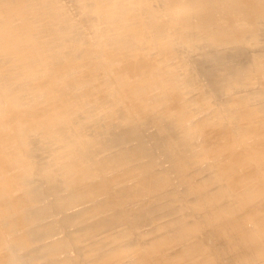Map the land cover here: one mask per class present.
<instances>
[{
  "label": "bare ground",
  "instance_id": "1",
  "mask_svg": "<svg viewBox=\"0 0 264 264\" xmlns=\"http://www.w3.org/2000/svg\"><path fill=\"white\" fill-rule=\"evenodd\" d=\"M26 1L28 2V0H0V37H3L2 35H7L8 37H7V40H5L4 39V37H3V39H4V42L3 43H0V48H4V49H7V52L8 53H10V54H12V53H17V51H18V47H20V46H25V48L26 49H28V52H27V55H26V57H24V58H21L18 62H13L14 64H12L13 66L12 67H9V69H7L8 67H6V68H4L5 70H7V72L5 71V73H7V74H4V75H6L5 76V81L4 82H2V83H0V257H1V261L2 260H4V259H2V258H4L3 256H7L8 257V255H9V258H6L5 259V262H11V264H30L29 263V260H28V255H26V253H28L29 251H30V249H28L27 250V248H26V251H28V252H25L24 250V252H23V254L22 255H20V252H19V250L21 249V247H19V240H20V238H21V235L23 236L24 235V233H25V231H23L22 232V229H23V226H24V228H26V230L28 229V231L27 232H30V229L31 228H29L28 226H26V225H29V223L31 222H28V220L27 219H25V218H31V217H33V216H28V217H26V215H25V217H24V213L20 210V208H22L23 206H22V204L24 205V204H26V203H24V200L23 201H20V199L19 200H17V199H14V196L13 195H15V194H17L18 195V193H19V196H20V192H22V191H26V190H29V189H31V188H29V189H26V186H25V182H26V180H27V178L29 177V175H31V173H33L36 169H38L37 168V165L40 163H38V155H40V153L38 154V155H36V156H38L37 157V160L36 159H34L33 157L31 158L30 157V153H29V151H32L31 150V148H30V150H29V143H30V141H29V139H28V135L30 134V133H28V131L31 129V128H37V129H39L40 131H42L41 133H42V135H43V139L45 140V142H48L49 141V143H50V149L52 150V152H54V150H56L57 149V153H58V151L60 150H62V152H63V149H65V148H67L66 146H70L71 145V148L73 147V148H75L74 149V153H76L77 152V154H75V155H80L81 153H82V156L80 155V157L79 156H74V155H72L73 154V152H71L72 154H68V155H72L73 156V158H72V156H70L72 159H77V164L78 163H81V157H83V152H84V150H85V148H87L86 150H85V152L86 151H88V153L87 154H89V152L91 151L92 152V150H91V148H94L95 146H97L98 144H99V139H98V135H87V134H82L81 132H82V130L83 129H87L86 127L88 126V125H86L88 122H86L85 123V121L84 120H81V118H80V120H78V119H76V118H74L73 117V115H74V113H75V109L79 106L78 104H80L79 102H75V101H72L71 99V96L72 95H76L75 97H77V94H78V88H80L79 87V84H73L74 86H70L71 88V90H73V89H77V93L75 94V91H74V93L73 92H71V91H67L66 89H65V91H62V90H60V85L63 83V79L67 76V72H68V70H66V68H68V67H71L72 69H74L75 68V70H76V67H77V69L79 70V68H78V66H82L83 67V64L85 63L86 64V66H84L83 67V69L81 70V73H80V71H79V77L78 78H81V81H86V80H88V79H90L92 82V85L93 86H91L92 88H95V89H97L96 91L94 90V92H99L101 89H102V86L104 85V84H106L107 85V83H113L115 86L113 87V89H115L116 90V92L118 93V95H120V99L122 100V102H127V106H128V108H129V111H128V113L127 114H125V116H123L125 119L124 120H127V119H130V118H132V116H131V113H134V112H138V113H142V114H144V113H148V112H152L154 109H156V108H159V110L161 109H165V113H168V117L170 116V117H172V119L173 120H176V119H180L181 117H177V118H175L174 119V117L173 116H175V115H177V116H181V112L183 113L184 112V116L183 117H187L189 114V105H187L188 104V99L189 98H187L186 96H185V101L187 102V104H186V102H184L186 105H187V108H184V107H186V106H183V109L181 108V111L180 110H178V106H177V104H176V108H174V106H172L173 104V101H175V100H184V98H183V92L182 91H180V85L182 86H184V84H183V82L185 83V81H184V78H185V80L188 78H186V76H183L182 74H179L178 73V71H179V69L180 70H186L187 71V73H189L188 74V76L189 75H191V76H195V75H198V74H196V72H194L195 71V69L194 68H192V69H194V71L192 70V69H190L189 68V66H187V65H192L193 66V64H190V63H188L187 65H185V62H186V60H185V62L182 64V63H180V62H178V60L182 57H180V56H178L177 54L179 53V51L177 52L176 51V49H175V45H176V43L178 42V43H181V44H184L185 46H187V48H189V50L190 49H193V48H195V47H198V46H200L201 44H203L204 46L205 45H207L208 43H207V41H209V42H216V43H214V44H216V45H226L227 46V44L228 43H232V42H235V44L236 43H240V44H238V45H235L232 49H231V51L232 52H235L236 54H234L233 55V53H232V57H231V55L229 56V54L227 53V52H220V54H218V52H217V54L218 55H216L215 57H214V54L211 56V57H213L214 58V60L215 61H223V60H227L228 61V64H229V66H231L232 65V67H230V68H223L222 66L223 65H225V64H227V63H225V64H220V65H218V66H215L214 65V62L211 64V65H214L215 66V68L213 67V66H211V67H213V68H211V69H214V70H209L208 68H209V66H208V70H206V72L208 73L207 75H211L209 78H208V80H211L210 78H213V79H217L218 81H216V80H214V82L216 81V82H219V81H222V82H220V84L222 85V86H225V87H231V89L232 90H234V88L235 87H239L240 85L239 84H241V86L243 85V88H244V86L245 85H247L246 84V82H250L252 79H253V76H252V79H250V81H249V78L245 75V79H246V77L248 78V79H246V82L244 83V78H243V76H244V71L246 72V74L247 73H249V77L251 78V75L250 74H255V72L257 73L258 72V70L256 69L255 70V72L252 70L253 68H247V66L249 65V64H251V63H249L248 62V54L246 53V52H248V51H246L245 50V47L246 46H244L243 44H241V43H244V39H243V37L242 36H240V37H238V39H232V40H230V38L228 37L227 38V36H229L230 34L229 33H231V32H229L228 34H226L227 36L226 37H224V39L223 38H221V37H223L222 35H218V36H216V33L218 32V28H216V30H217V32H216V30H215V32H214V27H213V32L211 31V30H209L210 31V33L212 32V33H214L215 34V37L213 38L212 36H210V34H209V32L207 31V28L206 29H204L203 28V26L202 25H199V23L195 20V15H198V14H200V13H198V12H200L201 11V13H202V10L201 9H204L205 8V6H207L208 4H209V2H206L205 0H166V1H168V3H165L166 1L165 0H160V4L159 5H157V3H156V1H158V0H103V1H99V0H97V2L95 3V5H94V7L92 6V5H90L92 8H88L89 7V3L91 4L92 3V1H90L89 3H83L84 2V0H78L79 1V4H78V7L80 8V11L77 13L76 11H74V9L72 8V7H70V9L72 10V12L73 13H75L77 16H78V14L79 13H81V14H84L83 12H96V14H95V16L97 15V11L99 12L100 10L102 11V9H103V11H104V14H105V16H106V18L108 19L107 21H109V22H107V21H105L106 22V24L105 25H99V26H97V23H98V21L96 22V19H98V18H91V19H95V22H96V25H94L93 24V30L92 31H87V30H89V28L86 30V31H83V29H80L81 27H83L82 26V24H81V19L80 18H77V20L75 21L74 20V22H71V21H66V19L65 20H63V24L61 23V29L60 28H58L57 27V25L55 24V15L58 13V11L60 10V7H61V1H59V0H57V4L56 3H54V6H52V7H50V9H48V10H45V11H41V13L39 14V12L36 10L37 8H36V6L38 7V8H40L41 6H40V3H39V1L37 0V3L35 2V4L33 5V4H30L31 2H29V6H31V5H33L32 7H26V6H28V5H26ZM31 1H33V0H31ZM63 1V0H62ZM65 1V0H64ZM64 1H63V3H64ZM87 0H85V2H86ZM219 1H225L226 3H227V5L230 7V8H232V9H235L236 11H237V13H240V12H243L244 10L242 9V11L240 10L241 8H245V10H248L249 11V13H251V14H253V21L252 22H254L255 23V25L257 24L258 26H260L261 27V23H264V16H263V14H264V0H219ZM50 1H46V3H49ZM56 2V1H55ZM75 2V1H74ZM195 2H197L198 4H196V6H197V8H198V12H197V10H196V13H198V14H194V13H191V12H189V10L191 9V8H193L194 6L192 5V3H195ZM165 3V4H164ZM157 5V6H156ZM72 6V5H71ZM76 6V5H75ZM195 6V7H196ZM57 8H58V10H57ZM178 8L181 10V9H183L184 10V12H182V13H180L179 11H177L178 10ZM240 8V9H239ZM196 9V8H195ZM199 9H200V11H199ZM77 10V9H76ZM40 11V10H39ZM182 11V10H181ZM261 11V12H260ZM208 12H209V14H210V12H211V10L210 9H208V10H206V11H204V13H202L201 15H204V16H206V15H208ZM260 12V13H259ZM263 12V14H262V16H261V13ZM93 13V14H94ZM103 13V12H102ZM102 13H100V14H102ZM246 12H244V14H245ZM248 13V12H247ZM90 14V13H89ZM104 14H102L103 16H104ZM241 14V13H240ZM243 14V13H242ZM250 14V15H251ZM85 15V14H84ZM99 15V14H98ZM250 15H248V16H250ZM35 16V17H34ZM62 16H64V12L63 11H61V12H59L58 14H57V17H62ZM90 16H91V14H90ZM208 16H210V15H208ZM241 16V15H240ZM44 17H47V21H46V23H43V24H36L35 22L36 21H39L40 19H43ZM82 17V16H81ZM86 17V16H85ZM93 17V16H92ZM97 17V16H96ZM211 17H212V14H211ZM244 17H245V15H244ZM243 17V18H244ZM87 18V17H86ZM246 18H248V17H246ZM251 18H252V16H251ZM250 17H249V19H251ZM64 19V18H63ZM83 19V18H82ZM85 19V18H84ZM84 19H83V21H84ZM88 19H90V18H88ZM104 19V18H103ZM244 20H245V18H244ZM248 20V19H247ZM247 20H246V22H247ZM252 20V19H251ZM91 21V20H90ZM93 21V20H92ZM250 21V20H249ZM101 22L102 21H100V24H101ZM251 22V23H252ZM88 23V22H87ZM90 24H92V23H90ZM99 24V23H98ZM104 24V23H103ZM205 24V23H204ZM203 24V25H204ZM249 24V23H248ZM250 25V24H249ZM252 25V24H251ZM256 25V26H257ZM88 26H90V25H88ZM217 26V25H216ZM230 26H231V24H230ZM229 26V28L231 29V27ZM254 26V25H253ZM264 26V25H263ZM249 27V26H248ZM259 27V28H260ZM211 28V27H210ZM234 28V27H233ZM250 28V27H249ZM49 29V30H48ZM80 29V30H79ZM90 29H92V28H90ZM254 29V28H253ZM263 30H264V27L262 28ZM45 30H48L49 31V34L48 35H52L55 39H60V38H62L63 37V35H64V37H66L67 35H72V34H74V37H71L72 39H70L68 42H69V44L66 46V47H68L67 49H69V47L72 45V46H74V47H76L75 45H81V47H82V44H85L86 42H83V40L82 39H84V38H81L82 36L83 37H87L86 39L87 40H85V41H88L86 44H87V46L85 47V46H83L86 50H84L85 52H84V55H83V57L82 58H84V60H80L79 59V61H75V60H72V59H70V60H67V61H64V62H58V59H59V57H63V58H65V55L63 56L62 54H64L65 53V51H66V47H60L59 45H57L56 47H55V49H53V50H50V51H45L44 49H42V47H41V42L44 40V36H42L41 34H42V32H44ZM229 29H227L226 31H228ZM256 29H254L253 31H255ZM257 30H259V29H257ZM219 31H220V29H219ZM226 31H225V33H226ZM232 31V30H231ZM39 32H41V34L39 33ZM61 32H63V34L61 33ZM249 31H247L246 33L247 34H249L248 33ZM258 32V31H257ZM263 33H264V31H262ZM36 33H38V34H40L41 36H39V37H37V35H36V37L37 38H35V36H34V34H36ZM165 33V35L163 36V34ZM208 33V34H207ZM219 33V32H218ZM82 35V36H78V35ZM232 34V33H231ZM238 34V33H237ZM239 35V34H238ZM244 35V34H243ZM78 36V37H77ZM245 36H246V34H245ZM211 39H210V38ZM231 37V36H230ZM226 38V39H225ZM232 38V37H231ZM233 38H234V36H233ZM0 40H1V38H0ZM246 40V42H248L247 40H248V37L245 39ZM250 40V39H249ZM252 40H253V42H254V38H252ZM257 40V39H256ZM258 42H259V40H257ZM256 41V42H257ZM261 41V40H260ZM71 42V43H70ZM222 42H224V43H222ZM256 42H254V43H256ZM117 44V45H116ZM112 45H116V46H118V49H121V48H124V50L126 51L124 54H126V53H132L131 55H130V57H132V60H133V62H135V60L133 59V56H136V58H137V54L135 55H133V53H134V50L136 51V52H138L139 51V54L141 55L142 53H143V55H144V57H142L144 60L146 59V57H149V56H145V55H151V53H153L154 54V52H158V55L157 56H155V58L153 57V58H150V62H149V64L151 63V61H152V59H155L154 61L155 62H153V64L150 66V68L148 69V65L147 64H145V65H147V69L148 70H146V71H144L143 73H142V75L139 77V79H137V80H135V78H133V80H135V82L132 80V82H130L129 80H127V78L125 79V80H123V76H124V74H123V76L121 75L122 73L120 72V70H118V69H121V71H122V69H125V68H118V67H116V64L119 62V59H118V61H117V58H115V62L113 61V59H112V61L113 62H111L110 60V58L111 57H117V56H119V55H117L116 56V54L114 55V50L116 51V48L114 49L113 47H112V49H114L113 51H112V49H110L111 48V46ZM247 45V44H246ZM71 46V47H72ZM77 46V47H78ZM209 46V48H210V46H212V45H208ZM76 47V48H77ZM115 47V46H114ZM143 48V50H144V48H147L148 49V53H145L144 51H142L140 48ZM215 47V46H214ZM232 47V46H231ZM76 48H75V50H76ZM80 47H78V49H79ZM180 48H182V47H180ZM186 48V49H187ZM213 48V47H212ZM228 48V47H227ZM117 49V50H118ZM230 49V48H229ZM248 49V48H247ZM2 50V49H1ZM0 50V51H1ZM100 50H102L101 51V54H99V55H101V56H99V57H101V59H100V61L99 62H97L98 64H99V66H101L105 61L107 62L109 59V61L111 62V63H113L114 64V66H112L115 70H117L118 72H120L121 74H119V75H121V78H122V80L118 77V78H114V80H112L113 79V75L112 76H110V82L109 81H107L108 79H106V81H107V83L105 82V80H103V78L102 77H105V74H104V70H102V72H100V67H99V69L98 68H95V64H96V57H97V54H98V52L100 53ZM133 51V52H127V51ZM146 50V49H145ZM156 50V51H155ZM185 50V49H184ZM214 50V49H213ZM264 50V49H263ZM4 50H2L1 52H3ZM68 51V50H67ZM80 52L82 51V50H79ZM118 51H120V50H118ZM122 51H123V49H122ZM147 51V50H146ZM150 51H151V53H150ZM188 51V50H187ZM211 51H212V49H211ZM227 51V50H226ZM5 52V51H4ZM73 51H71V54L72 55H74V53H72ZM135 52V53H136ZM142 52V53H141ZM182 52V51H181ZM180 52V53H181ZM196 52V51H195ZM261 52V51H260ZM83 53V52H82ZM119 53H121V51L119 52ZM123 53V52H122ZM183 53V52H182ZM194 53V52H193ZM206 53V52H205ZM257 53V52H256ZM262 53V52H261ZM5 54V53H4ZM3 54V55H4ZM78 54H79V52H78ZM156 54V53H155ZM192 54V53H191ZM196 54V53H195ZM194 54V55H195ZM200 54H203V53H200ZM211 54V53H210ZM9 54H7L6 53V55L5 56H8ZM68 55H69V53H68ZM121 55V54H120ZM123 55V54H122ZM121 55V56H122ZM128 55V56H129ZM260 55V54H259ZM75 56V55H74ZM77 57H78V55H76ZM121 56L119 57V58H121ZM124 56V55H123ZM122 56V57H123ZM142 56V55H141ZM197 56V55H196ZM199 56V55H198ZM252 56H253V54H252ZM264 56V55H263ZM0 57H1V55H0ZM9 57H11V56H9ZM8 57V58H9ZM61 57V58H62ZM68 57V56H67ZM81 57V54L79 55V58ZM125 57V56H124ZM123 57V58H124ZM127 57V56H126ZM128 58L127 57V59H131V58ZM138 57H139V55H138ZM151 57V56H150ZM248 57V58H247ZM260 57V56H259ZM2 58V57H1ZM4 58V57H3ZM12 58H14V56L12 57ZM73 58V57H72ZM81 58V59H82ZM135 58V57H134ZM191 58H193L192 56H191ZM199 57H197V59H198ZM212 58V59H213ZM264 58V57H263ZM10 59V58H9ZM67 59V58H66ZM74 59V58H73ZM126 58H125V60H127ZM139 59V58H138ZM142 59V61H144ZM182 59V58H181ZM184 59H186L185 58V55H184ZM184 59H182V60H184ZM200 59V58H199ZM212 59H211V61H212ZM251 59V58H250ZM6 60V59H5ZM64 59H61V61H63ZM95 60V61H94ZM123 60V59H122ZM205 60H206V58H205ZM210 60V59H209ZM8 61V63H9V60H7ZM59 61H60V59H59ZM98 61V60H97ZM129 62H130V60H128ZM137 61V60H136ZM141 60H140V62L138 63L137 62V65L139 64V65H141L140 63H145V61L144 62H142ZM146 61H147V59H146ZM169 61V64H170V66H173L172 67V69L170 70V71H168L167 72V70H166V68H164V66L165 65H167L168 63H166V62H168ZM188 61V60H187ZM193 61V60H192ZM196 61V60H195ZM256 61V60H255ZM6 62V61H5ZM45 64V66H44V68L42 69V66H43V63ZM105 62V63H106ZM125 63L127 62V61H124ZM209 62V61H208ZM208 62H205L204 63V61H202V59H200L199 61H198V63L196 64V66H197V68L199 67L200 69H201V71H204V69L202 70V67L203 66H205V68L207 67L206 66V63H208ZM262 62V61H261ZM264 62V61H263ZM7 62H6V64H8ZM104 63V65L106 66V64ZM108 63V65H109V62H107ZM120 63H121V65H123L122 63L123 62H121V60H120ZM124 63V64H125ZM130 63H132V62H130ZM146 63H148V62H146ZM187 63V62H186ZM193 63H195V62H193ZM211 63V62H210ZM3 64V63H2ZM97 64V65H98ZM112 64V65H113ZM119 64V63H118ZM118 64H117V66H118ZM142 64V65H143ZM228 64H227V66H228ZM247 64V65H246ZM120 65V64H119ZM135 65H136V63H135ZM136 65V66H137ZM208 65V64H207ZM217 65V64H216ZM246 65V66H245ZM2 67H3V65H1ZM7 66V65H6ZM9 66H11V65H9ZM104 66V67H105ZM126 66V65H125ZM127 66H128V63H127ZM126 66V69L128 68ZM130 66H132L131 64L129 65V68H131ZM133 66H134V64H133ZM168 66V65H167ZM166 66V67H167ZM196 66H194V67H196ZM81 67V68H82ZM97 67V66H96ZM108 67H110V65L108 66ZM111 67V68H112ZM123 67H124V65H123ZM143 67H144V65H143ZM142 67V68H143ZM224 67H226V66H224ZM1 68V67H0ZM112 68V69H113ZM135 68H137V67H134V69ZM140 68H141V66H140ZM139 68V69H140ZM146 68V67H145ZM160 68L162 69V71L160 70ZM183 68V69H182ZM198 68V69H199ZM51 69H52V71H51ZM53 69H54V71H53ZM111 69V70H112ZM113 69V70H114ZM138 69V70H139ZM259 69V68H258ZM1 70H2V68H1ZM1 70H0V72H1ZM133 70V69H132ZM142 70V69H141ZM143 70H145L144 68H143ZM260 70V69H259ZM4 71V70H3ZM108 71V70H107ZM109 71H110V69H109ZM124 71V70H123ZM125 71H127V70H125ZM124 71V72H125ZM130 71V70H129ZM134 71V70H133ZM197 71H200V70H197ZM260 71H262V70H260ZM75 73H78V71L76 70V71H74ZM123 72V73H124ZM139 72V73H138ZM136 74H140V71H138ZM165 72H167V74L165 75L164 73ZM180 73H181V71H179ZM111 73V72H110ZM134 73V72H133ZM132 73V74H133ZM203 72H200V74H202ZM259 73V72H258ZM257 73V76L259 75L260 76V74H262V73H264V72H260V74H258ZM74 74V73H73ZM103 74H104V76H103ZM108 74V73H107ZM113 74H115V73H113ZM116 74H117V72H116ZM117 74V75H118ZM135 74V73H134ZM134 74L133 75H131V72H129V75L131 76V79H132V76H134ZM135 74V75H136ZM185 74V73H184ZM199 74V75H200ZM204 74V73H203ZM202 74V75H203ZM253 74V75H254ZM68 75H69V73H68ZM71 75V74H70ZM75 75V74H74ZM77 75V74H76ZM109 75H111V74H109ZM129 75H128V77H129ZM201 75V76H202ZM206 75V73L204 74V76ZM263 75V74H262ZM261 75V77L263 78V76ZM108 76V75H107ZM116 76V75H115ZM114 76V77H115ZM181 76H183V77H181ZM190 76V77H191ZM256 76V75H255ZM255 76H254V79H255ZM23 77H26V79H28V80H33L32 82H31V84L30 83H28L27 81L26 82H23L22 84H21V89L22 90H20L19 92H12V87L15 85V84H17L18 83V81L19 80H21ZM68 77V76H67ZM75 77H77V76H75ZM83 77H86L87 79L86 80H84V78ZM136 77V76H135ZM261 77L260 78H256V79H260V82H262V80H261ZM1 78H3V77H1ZM205 78V77H204ZM218 78H220V80L218 79ZM66 79V78H65ZM191 79H193V77H191ZM190 79V80H191ZM212 79V80H213ZM241 79V80H240ZM253 79V80H254ZM256 79H255V81H256ZM66 80H68V79H66ZM65 80V81H66ZM76 80H78V79H76ZM207 80V81H208ZM248 80V81H247ZM252 80V81H253ZM79 81V80H78ZM78 81H77V83H78ZM81 81H79V82H81ZM187 81V80H186ZM195 81V80H194ZM203 81V80H202ZM206 81V82H207ZM254 81V82H255ZM259 81V80H258ZM257 81V82H258ZM74 82V81H73ZM76 82V81H75ZM190 82V81H189ZM188 82V83H189ZM210 82V81H209ZM209 82H207V83H209ZM214 82H211L212 84L214 83ZM195 83H196V81H195ZM211 83H210V85H211ZM251 83V82H250ZM67 84V83H66ZM69 84V83H68ZM81 84L82 83H80V86H81ZM215 84V83H214ZM219 84V83H218ZM245 84V85H244ZM252 84V83H251ZM250 84V85H251ZM262 84V83H261ZM263 84H264V81H263ZM63 85H65V84H63ZM76 85H78L77 87H76ZM106 85H104V86H106ZM185 85H188V84H185ZM190 85V84H189ZM194 85V84H193ZM207 85V84H206ZM221 85H219V87L221 86ZM249 85V84H248ZM199 86V85H198ZM209 86V85H208ZM212 86V85H211ZM210 86V87H211ZM256 86V85H255ZM63 87V86H62ZM106 87H108V86H106ZM195 87V86H194ZM200 87V86H199ZM213 87V89H212V91H213V94H214V92H216V91H218L219 92V89L218 90H216V87H218V85L216 86V85H213L212 86ZM218 87V88H219ZM65 88H66V86H65ZM86 88V87H85ZM89 88H90V85H89ZM183 88V87H182ZM185 88V87H184ZM193 88V87H192ZM192 88L190 89V87L188 88V89H190V90H192ZM221 89H222V87H220ZM224 88V87H223ZM75 89V90H76ZM81 89L82 88H80V92H81ZM106 89H108V88H106ZM198 89V88H197ZM236 89V88H235ZM244 89H246V88H244ZM108 90H110V89H108ZM162 90V91H161ZM182 90V89H181ZM196 90V89H195ZM210 90V89H209ZM226 90V89H225ZM229 90V89H228ZM231 90V91H232ZM238 90V89H237ZM241 90H243V89H241ZM247 90V89H246ZM102 91V90H101ZM185 91H187V89L185 90ZM230 91V90H229ZM244 91V90H243ZM112 92V91H111ZM162 92V93H161ZM189 92V91H188ZM194 92V91H193ZM228 92V91H227ZM233 92V91H232ZM239 92V91H238ZM256 92H258V91H256ZM256 92H254L255 94L253 95V96H257V97H259L258 96V93H256ZM85 93V92H84ZM88 93V92H87ZM93 93V92H92ZM91 93V94H92ZM109 93H110V91H109ZM161 93V94H160ZM187 93V92H186ZM189 93H191V92H189ZM221 93V92H220ZM225 93V92H224ZM252 93V92H251ZM260 93V92H259ZM94 94V93H93ZM112 94H114V95H116V93L115 92H112ZM111 94V95H112ZM164 94V95H163ZM185 94V93H184ZM188 94V93H187ZM226 94H228L229 95V93H226ZM250 94V93H249ZM95 95V94H94ZM195 95V94H194ZM200 95H201V93H200ZM218 95V94H217ZM220 95V94H219ZM222 95V94H221ZM220 95V96H221ZM231 95V94H230ZM234 95V94H233ZM252 95V94H251ZM251 95L249 96V98H251ZM261 95V94H260ZM42 96H44L43 97V100H42ZM80 96H82V94L80 95ZM80 96L78 97V98H80ZM91 96V95H90ZM108 96V95H107ZM190 96H191V94H190ZM214 96V99H215V95H213ZM240 96V95H239ZM247 96V95H246ZM246 96H243L245 99L247 98ZM263 96V95H262ZM74 97V98H75ZM87 97V96H86ZM106 97V96H105ZM108 97H110V95L108 96ZM116 96H114L113 97V95H112V97H110V98H115ZM208 97V96H207ZM232 97V96H231ZM242 97V96H241ZM240 97V98H241ZM24 98H30V99H33L34 101H36V103L35 104H31V105H28L26 108H24L22 105H23V103L21 102V100L22 99H24ZM89 98V97H88ZM100 98V97H99ZM103 98V97H102ZM119 98V97H118ZM224 99L226 98V97H223ZM236 98V97H235ZM243 98V99H244ZM261 98V97H260ZM259 98V99H260ZM98 99V98H97ZM120 99H118V101L120 100ZM127 99V100H126ZM191 99V98H190ZM209 99H210V95H209ZM219 99H221V98H219ZM218 99V100H219ZM223 99V100H224ZM233 99V98H232ZM261 99H264V98H261ZM42 100V101H41ZM87 100V99H86ZM112 100V99H111ZM116 100V99H115ZM192 100H194L193 98H192ZM236 100H238L237 98L233 101V102H235ZM239 100H241V99H239ZM238 100V101H239ZM81 101H82V99H81ZM88 101V100H87ZM95 101V100H94ZM106 101H107V103H109V101L106 99ZM182 101H181V103H182ZM225 101V100H224ZM226 101H227V99H226ZM246 101V100H245ZM104 102V101H103ZM102 102V103H103ZM114 102V101H113ZM116 102V101H115ZM114 102V103H115ZM121 102V101H120ZM192 102V101H191ZM230 102H232V100L230 101ZM232 102V103H233ZM248 103L250 102V100L249 101H247ZM255 102V101H254ZM112 103V102H111ZM113 103V104H114ZM117 103V102H116ZM177 103V102H176ZM179 103V102H178ZM219 103V102H218ZM227 104H229L228 102H226ZM225 103V104H226ZM243 103V102H242ZM261 103V102H260ZM263 103V102H262ZM81 104H83V101H82V103ZM81 104H80V106H81ZM100 104V103H99ZM118 104V103H117ZM124 103H121V105H123ZM180 104V103H179ZM183 104V103H182ZM181 104V105H182ZM184 104V105H185ZM192 104V103H191ZM197 104V103H196ZM231 104V103H230ZM235 104V103H234ZM237 104V103H236ZM239 104V103H238ZM237 104V106H239ZM250 104H251V102H250ZM87 105V104H86ZM85 105V106H86ZM110 105V104H109ZM108 105V106H109ZM114 105H116V104H114ZM120 105V104H119ZM120 105V106H121ZM175 105V104H174ZM193 106L195 105L194 103L192 104ZM191 105V106H192ZM222 105H223V103H222ZM233 105V104H232ZM232 105H231V107L230 106H228L229 108H230V110L232 109H234L233 107L235 106H233L232 107ZM241 105V104H240ZM257 105V104H256ZM256 105H254V106H256ZM97 106H99V105H97ZM97 106H94V107H96L97 108ZM111 106V105H110ZM110 106H109V108H110ZM117 106V105H116ZM224 106H226V105H224ZM242 106V105H241ZM244 106V105H243ZM248 107H249V105H247ZM254 106H252V109H253V107ZM23 108V110L24 111H22V108ZM89 107L91 108V104L89 105ZM113 107V106H112ZM115 107V106H114ZM114 107L113 108H111L112 110L114 109ZM162 107V108H161ZM178 107V108H177ZM180 107H182V106H180ZM240 107V106H239ZM247 107V108H248ZM257 107H258V105H257ZM257 107H255L254 109H258ZM260 107V106H259ZM86 108V107H85ZM100 108H101V106H100ZM103 108V107H102ZM115 108H117V107H115ZM201 108V107H200ZM208 108V107H207ZM221 108V107H220ZM225 108V107H224ZM235 108H237V107H235ZM246 108V107H245ZM247 108H246V110H247ZM79 109H81V107H79ZM89 109V108H88ZM108 109V108H107ZM197 109V108H196ZM216 109V108H215ZM214 109V110H215ZM238 109V108H237ZM236 109V110H237ZM240 109H242V107L240 108ZM261 109H263V111H264V108L262 107ZM78 110V109H77ZM90 110V109H89ZM92 111H93V109H91ZM91 110H90V112H91ZM96 109H94V111H95ZM109 110V109H108ZM107 110V111H108ZM111 110V111H112ZM116 110V109H115ZM115 110H114V112H115ZM198 110V109H197ZM217 110V109H216ZM220 110V109H219ZM225 110H226V108H225ZM235 110V111H236ZM242 110H245L244 108L242 109ZM249 110V109H248ZM258 110H260V109H258ZM257 110V111H258ZM22 111V112H21ZM81 110H79V112H80ZM100 111V110H99ZM99 111H97V113L99 112ZM110 111V114L112 113ZM164 111V110H163ZM190 111H191V109H190ZM212 111V110H211ZM223 111V110H222ZM227 111H228V113L230 112V113H232L231 111H229V109L227 108ZM234 111V112H235ZM252 111V110H251ZM263 111L262 112H260V114L261 113H263ZM83 112V111H82ZM80 113V115H82L83 113ZM150 112V113H151ZM159 112V111H158ZM158 112H157V114H158ZM193 112V111H192ZM224 113H221V115L223 116L225 113L226 114H228L227 112H225V111H223ZM238 112V111H237ZM240 112V111H239ZM238 112V113H239ZM248 112V111H247ZM250 112V111H249ZM248 112V113H249ZM253 112V111H252ZM107 113V112H106ZM106 113H104L105 114V116L108 114H106ZM116 113V112H115ZM118 113V112H117ZM156 113V112H155ZM160 113V112H159ZM164 113V114H165ZM207 113V112H206ZM215 113H216V111H215ZM236 113V112H235ZM235 113H232L233 114V117L231 116V118L229 117V122H230V119H231V121H233V118H236V116H237V114H235ZM243 114V112H240L239 114ZM248 113H246V114H248ZM251 113V112H250ZM99 114V113H98ZM104 114H101V115H103V117H105L104 116ZM141 114V115H142ZM160 114H162V111H161V113ZM163 114V115H164ZM193 114V113H192ZM191 114V115H192ZM217 115H215V117L216 118H219L220 119V117H222L221 115H219L218 113H216ZM231 114V115H232ZM252 114H254V112L252 113ZM95 115V114H94ZM113 116H112V118L114 117V115L115 114H112ZM137 115V117H136V119L138 118V115L139 114H135V116ZM162 115V116H163ZM234 115H236L235 117H234ZM74 116H76V113H75V115ZM79 116V115H78ZM92 116V115H91ZM116 116V115H115ZM122 116V115H121ZM145 116V115H144ZM194 116V115H193ZM228 116H229V114H228ZM241 115H239V117H240ZM243 116V115H242ZM246 115H244L243 117H245ZM249 116H252V115H249ZM248 116V117H249ZM258 116V115H257ZM262 116V115H261ZM77 117V116H76ZM86 117V116H85ZM94 117H96L97 118V116L95 115ZM93 117V118H94ZM110 117V116H109ZM117 117H120V115L119 116H117ZM122 117V118H123ZM134 117V116H133ZM148 117V116H147ZM160 117V119H161V116H159ZM167 117V118H168ZM185 117V118H186ZM188 117H190V115L188 116ZM192 117V116H191ZM247 117V116H246ZM84 118V117H83ZM98 118H99V116H98ZM142 118V117H141ZM164 118V117H163ZM185 118H182V122L184 121L185 123L183 124L184 126L187 124V121L188 120H186ZM227 118V117H226ZM241 119H243L242 117H240ZM252 118V117H251ZM256 118V114H255V117H254V119ZM86 119V118H85ZM99 119H101V118H99ZM118 119H120V118H118ZM143 119V118H142ZM145 119V118H144ZM149 119H150V117H149ZM171 119V118H170ZM171 119V120H172ZM188 119V118H187ZM189 119H191V118H189ZM196 119V118H195ZM250 119V118H249ZM253 119V118H252ZM251 119V120H252ZM253 119V120H254ZM131 120V119H130ZM147 120V119H146ZM153 120H154V118H153ZM157 120V119H156ZM162 120V119H161ZM166 121H167V123L168 124H173V122L172 123H170V122H168V120L167 119H165ZM193 120V119H192ZM204 120H207V118L206 119H204ZM203 120V121H204ZM209 120V122H212V121H210V119H208ZM212 120V119H211ZM215 120V119H214ZM214 120H213V122H214ZM218 119H216L215 121H217ZM248 120V119H247ZM251 120H248V121H251ZM258 119H256V121H257ZM260 120L261 121H264L263 119H261L260 118ZM92 121H93V119H92ZM103 121H104V119H103ZM106 121V120H105ZM119 121V120H118ZM121 121V120H120ZM134 121V120H133ZM132 121V122H133ZM137 121H138V119H137ZM141 121H143V120H141ZM140 121V119H139V122H141ZM151 121V120H150ZM149 121V122H150ZM158 121V120H157ZM180 121H181V119H180ZM190 121V120H189ZM194 121V120H193ZM202 121V122H203ZM219 121H221L222 123H223V121H222V119L221 120H219ZM226 121V120H225ZM235 121H236V119H235ZM239 121V120H238ZM241 121H244V120H241ZM246 121V120H245ZM248 121H246V122H248ZM259 121V120H258ZM90 122V121H89ZM95 122V121H94ZM102 122V121H101ZM112 123V121H108V123ZM122 122H124V121H122ZM138 122V123H139ZM144 122H146V121H144ZM143 122V123H144ZM154 122V121H153ZM160 122V121H159ZM200 122V121H199ZM206 122V121H205ZM208 122V123H209ZM253 121H251V123H249L248 122V124H250V126H248V127H250L249 128V130L251 129V124H254L253 125V127L254 126H256L257 124H260V123H252ZM96 123V122H95ZM98 123H99V120H98ZM110 123V124H111ZM114 123H117V122H114ZM125 123H126V121H125ZM134 123H136V122H134ZM158 123V122H157ZM163 122H160V124H162ZM164 123H166V122H164ZM179 123V122H178ZM190 123H191V121H190ZM190 123H188L186 126L187 127H190V126H192V128H194V124L195 123H192L190 126H189V124ZM197 123V122H196ZM207 123V122H206ZM205 123V124H206ZM216 122H214V125H217L218 126V128H219V125L220 124H218V123H216ZM234 123V122H233ZM237 123V122H236ZM243 123V122H242ZM263 123V122H262ZM68 124H73L74 126H75V128L76 129H74V128H72V129H74V131H77L78 129L80 130V133H75L74 132V134L75 135H77V136H80V138L79 137H77V139L75 138L74 140H70L69 142H63L62 141V138L60 137V136H62V135H65L66 136V134H69L70 133V128H68ZM101 124V123H100ZM121 125H122V123H120ZM199 124H201V123H199ZM198 124V125H199ZM205 124H203L202 126H204ZM235 124V123H234ZM248 124H246V125H248ZM264 124V123H263ZM72 125V126H73ZM103 125H106V124H103ZM117 125V124H116ZM126 125H128V124H126ZM145 125H146V123H145ZM149 125H150V123H149ZM152 125V124H151ZM155 125V124H154ZM181 125V124H180ZM179 125V126H180ZM197 124H196V128H197V126H198ZM209 125V124H208ZM210 125H213V123H211ZM209 125V126H210ZM224 125H226V124H223V125H221V127L220 128H222V126H224ZM228 125V124H227ZM226 125V126H227ZM230 125V124H229ZM240 125H241V123H240ZM91 126V125H90ZM102 126V125H101ZM107 126V125H106ZM133 126V125H132ZM138 126V125H137ZM148 126V125H147ZM159 126V125H158ZM166 126V125H165ZM177 126V125H176ZM176 126H174V128L176 127ZM209 126H207V128L206 129H208L209 128ZM216 126V127H217ZM242 126H243V124H242ZM261 126H263V125H261ZM89 127V126H88ZM94 127V126H93ZM92 127V128H93ZM97 127V126H96ZM103 127H105V126H103ZM114 127H115V124H114ZM125 127V126H124ZM123 126H122V128H124ZM141 127H142V125H141ZM144 127V126H143ZM152 127H154L153 125H152ZM168 127V126H167ZM170 127V126H169ZM236 127H237V124H236ZM241 127V126H240ZM244 128L246 127V129H247V126H243ZM257 127V126H256ZM260 127V126H259ZM83 128V129H82ZM120 128V127H119ZM138 128V127H137ZM145 128V127H144ZM149 129H151V127L149 126L148 127ZM148 128H145V131H146V129H148ZM155 128V127H154ZM173 127H172V130L174 129ZM182 128V127H181ZM184 128H186V127H184ZM199 128V127H198ZM200 128H201V125H200ZM203 128H205V126L203 127ZM203 128H201V129H203ZM219 128V129H220ZM224 128H225V126H224ZM231 128H232V126H231ZM261 128V127H260ZM36 129V130H37ZM98 129V128H97ZM121 129V128H120ZM135 129V128H134ZM168 129V128H167ZM186 129H189V128H186ZM186 129H184V130H186ZM191 129V128H190ZM205 129V130H206ZM216 129V128H215ZM219 129L217 130L218 132H219ZM223 129V128H222ZM221 129V130H222ZM246 129H245V131H246ZM253 129H255V128H253ZM259 129V128H258ZM257 128L255 129V130H258ZM109 130V129H108ZM125 130H126V128H125ZM155 130V129H154ZM196 130L197 129H195V132H196ZM199 130V129H198ZM210 130H211V127H210ZM210 130H207V131H210ZM225 130V129H224ZM227 130H228V128H227ZM248 130V129H247ZM34 131V130H33ZM87 131H89V130H87ZM117 131V130H116ZM116 131H114L113 133H112V135L114 134V133H117ZM127 131V130H126ZM131 130H129V132H130ZM143 131V130H142ZM141 131V132H142ZM151 131H153V128H152V130ZM162 131H166V130H164V128L162 129ZM192 131H194L193 129H192ZM201 131V130H200ZM207 131H206V134H207ZM212 133L211 134H213L214 132H213V127H212ZM216 131V132H217ZM229 131V130H228ZM234 131V130H233ZM236 131V130H235ZM234 131V132H235ZM243 131V130H242ZM244 131V132H245ZM251 132H252V130H250ZM264 127H263V130H262V135H264ZM39 132V131H38ZM100 132V131H99ZM104 133H105V131H103ZM102 132V133H103ZM108 132V131H107ZM107 132H106V134H107ZM123 132V131H122ZM125 132V131H124ZM128 131H127V133H129ZM146 132H148V131H146ZM150 132V131H149ZM187 132H189V130L187 131ZM187 132H184L185 134L187 133ZM198 132V131H197ZM196 132V133H197ZM203 132H204V129H203ZM221 132V131H220ZM227 132V131H226ZM230 132V131H229ZM229 132L227 133V134H229ZM239 132V131H238ZM237 132V134H239V133H241V131L238 133ZM254 132V131H253ZM259 132V131H258ZM27 133H28V135H27ZM90 133V132H89ZM98 133V132H97ZM104 133L102 134V135H104ZM120 133V132H119ZM133 134H134V132H132ZM135 133H137V131L135 132ZM140 133V132H139ZM143 133V132H142ZM141 133V134H142ZM155 133V132H154ZM171 133H172V131H171ZM179 133V132H178ZM190 134H192V132H189ZM222 133V132H221ZM220 133V134H221ZM233 133V132H232ZM243 133V132H242ZM250 133V132H249ZM260 133V132H259ZM259 133H257V134H259ZM33 134V133H32ZM31 134V135H32ZM38 134V133H37ZM73 134V133H72ZM91 134H92V132H91ZM147 134V133H146ZM149 134V133H148ZM152 134V133H151ZM151 134H149V135H151ZM158 134V133H157ZM176 134V133H175ZM175 134H173V135H175ZM184 134V136L183 137H185V138H187V136ZM188 134V133H187ZM190 134H188V136L190 135ZM202 134H204V133H202ZM216 136L219 134H216V133H214ZM219 134V135H220ZM244 134V133H243ZM34 135V134H33ZM101 134H99V136H100ZM101 135V136H102ZM118 134H116V136H117ZM121 135V134H120ZM132 135V134H131ZM143 135H144V133H143ZM155 135V134H154ZM180 135H181V133H180ZM218 135V137H220ZM224 136H225V134H223ZM239 135H241V134H239ZM252 134L250 133L249 134V136H251ZM256 135V134H255ZM70 135H68V137H69ZM115 136V137H116ZM181 136V137H182ZM191 136V135H190ZM207 136V135H206ZM224 136H221V138L222 137H224ZM228 136V135H227ZM227 136H225V137H227ZM238 136V135H237ZM242 136V135H241ZM254 136V135H253ZM257 136V135H256ZM34 138V136H31V138ZM36 137H37V135H36ZM36 137L34 138V139H36ZM40 137V136H39ZM38 137V138H39ZM63 137V136H62ZM71 137H72V135H71ZM102 137H104V136H102ZM101 137V138H102ZM106 137H108V135L106 136ZM136 137V134H134V138ZM137 137H138V135H137ZM142 137H144V136H142L141 135V138ZM152 137V136H151ZM155 137V136H154ZM164 137V136H163ZM168 137V136H167ZM192 137V136H191ZM196 137V136H195ZM211 137H212V135H211ZM210 137V138H211ZM243 138H246L245 137V135L244 136H242ZM241 137V138H242ZM252 137V136H251ZM255 137V136H254ZM254 137L253 138H251V139H254ZM257 137H259V136H257ZM261 137V136H260ZM263 137L264 136H262V140H263ZM37 138V139H38ZM64 138V137H63ZM100 138V139H101ZM110 138V137H109ZM147 138V137H146ZM159 138V137H158ZM161 138H162V136H161ZM166 138V137H165ZM169 138V137H168ZM179 138H180V136H179ZM178 138V139H179ZM209 138V137H208ZM209 138V139H210ZM240 138V137H239ZM248 138V137H247ZM256 138V137H255ZM41 139V138H40ZM73 139V138H72ZM79 139V140H78ZM103 139V138H102ZM101 139V140H102ZM114 139V138H113ZM120 139V138H119ZM138 139H139V137H138ZM143 139V138H142ZM153 139V138H152ZM155 139H157V137H155ZM160 139V138H159ZM184 139V138H183ZM194 139V138H193ZM208 139V140H209ZM212 139V138H211ZM214 139H215V137H214ZM224 139V138H223ZM235 138L233 137V136H228L225 140H224V144L226 145H224L225 147H228V149L229 150H231L230 152L227 150V148H225V151L227 150V152H229L228 154H229V158L228 159H226L227 158V156H225V157H223L224 158V161H223V159H221V158H218V157H220V155H222L223 154V151H224V149L223 150H219L220 152H217V151H215L216 149H212L213 150V152L212 151H207V152H205V153H202V154H204L206 157L207 156H211V157H213V158H217V159H219V165L218 166H215V168L216 167H218L219 168V170H217V171H219V172H217L216 173V177H219V178H217L218 180H220V181H222L223 182V185L222 186H220L221 184H219V182L220 181H217L216 182V180H215V178L213 177V178H209L210 180L211 179H213L212 181H214L215 180V183H218L219 184V186H220V188L219 189H217L216 190V188H214L215 190H211V189H213L212 187H211V189H209L210 188V184H209V182H210V180H209V182H208V185H209V188H208V190H210V191H208V190H206V191H208V193L209 194H206L207 192H205V194L206 195H209V196H204L205 194H198L195 190H193L194 189V187H195V185L197 184H195L194 186H193V188H192V192L190 191V189L188 188V191H190L191 193H193V194H195L196 196V198L194 197V206L196 207H194L193 206V208H195V209H200V210H202L203 212H205V216H206V214L207 215H211V216H214V220H216V219H218V220H220V221H222L223 222V227L221 228V229H219L220 231L222 230V233H223V231H229L230 233H234V234H232V235H235L236 234V232H237V234H238V236H237V238H238V240H237V238H235L234 240H236V241H238L237 242V244L236 245H234V247H233V245H232V248L233 249H235L236 248V252H237V245H238V243L239 242H242L243 243V246H244V244L246 245V244H248V245H250L251 246V253L249 252V250H246V249H243L242 251L244 252V250H246V252L245 253H247V251H248V253L247 254H242V251H238V252H241V254L242 255H240L239 253H238V255H237V253L235 252V253H232V251L231 250H233V249H231L230 247H231V245L229 246V248H230V250L229 251H227L226 252V254L228 253V252H230V254L232 253V254H234V259H236V260H234V262L232 261L233 260V258H232V256L233 255H231V258H228L227 256L225 257L226 258V260H223L224 262L226 261V263L229 261V259H231L230 260V262H233V263H235V261H236V263L237 262H241V263H245V264H247V263H250V262H254L255 260L257 261H259V262H257V264H264V148H263V146L261 147V145H260V149H252V150H245V151H243L244 149H246V148H244L242 151H240V149H236L238 152H236V151H233V149L237 146L238 147V141H236L237 139H235ZM250 139V138H249ZM250 139V140H251ZM257 139V138H256ZM256 139H254L255 141H256ZM104 140H105V138H104ZM111 141H112V143L114 142V140H112V139H110ZM116 140V139H115ZM117 140H118V136H117ZM121 140V139H120ZM119 140V141H120ZM128 140H131V139H128ZM161 140V139H160ZM163 140V139H162ZM176 140V139H175ZM184 140H187V139H184ZM202 140H203V138H202ZM207 140V139H206ZM241 139H239V141H240ZM258 140H259V138H258ZM261 140V142L263 143L264 142V140L262 141ZM119 141H116L117 143L119 142ZM135 141V140H134ZM134 141H132V142H134ZM146 141V140H145ZM152 141H154V140H152ZM158 141V140H157ZM171 141V140H170ZM173 141V140H172ZM171 141V142H172ZM177 141V140H176ZM180 141H182L181 139H180ZM201 141V140H200ZM217 140H215V142H216ZM243 141V140H242ZM245 141V140H244ZM247 141V140H246ZM252 141V140H251ZM250 141V142H251ZM255 141H252V142H255ZM260 141V140H259ZM258 141V142H259ZM102 142V144H103V141H101ZM100 142V143H101ZM122 142H124V140L122 141ZM121 142V143H122ZM136 142V141H135ZM139 142H141L140 140H139ZM144 142V141H143ZM159 142V141H158ZM157 142V143H158ZM164 142V141H163ZM179 142V141H178ZM187 142V141H186ZM185 142V143H186ZM191 142H193V141H191ZM197 142V141H196ZM202 142V141H201ZM207 142H209V141H207ZM214 142V143H215ZM223 142V141H222ZM261 142H259L260 144H261ZM120 143V142H119ZM148 143V145H149V142H147ZM152 143V142H151ZM150 143V144H151ZM156 143V142H155ZM183 144H184V142H182ZM189 143V142H188ZM203 143H205V142H203ZM211 143H212V141H211ZM216 143H218V142H216ZM220 143L221 142H219L218 144L220 145ZM246 143H248V142H246ZM123 144V143H122ZM170 144V143H169ZM171 144H174V141L171 143ZM176 144H178V143H176ZM180 144H181V142H180ZM194 144V143H193ZM193 144H192V146H193ZM208 144H210V143H207V145ZM217 144V148L219 147V145ZM241 144V143H240ZM243 144H245V143H243ZM249 144H251V143H249ZM253 144V143H252ZM251 144V145H252ZM254 144H256V143H254ZM258 144V143H257ZM35 144H33L32 146H34ZM74 145V146H73ZM104 145H106V143H104ZM103 145V146H104ZM116 146L117 144H112V146ZM143 145H144V143H143ZM161 145V144H160ZM159 145V146H160ZM182 145V144H181ZM185 145V144H184ZM188 147H190V144H186ZM186 145H185V153L187 152L186 151ZM195 145V144H194ZM203 145V144H202ZM213 145V144H212ZM215 145V144H214ZM246 145V144H245ZM244 145V146H245ZM263 145V144H262ZM37 146V145H36ZM61 146H62V148L63 147H65V148H63V149H61ZM81 146H83V148H84V150L83 149H81L82 147ZM103 146H101V147H99V149H103L104 147ZM106 146H108V145H106ZM106 146H105V148L104 149H106ZM118 146V145H117ZM120 146V145H119ZM128 146H129V144H128ZM137 146V145H136ZM139 146V145H138ZM137 146V147H138ZM145 146V145H144ZM143 146V147H144ZM150 146V145H149ZM166 145H164V147H165ZM170 146V145H169ZM173 146V145H172ZM171 146V147H172ZM175 146L176 145H174V149H176L175 148ZM178 146V145H177ZM183 146V145H182ZM197 146V145H196ZM205 147V151L208 149L207 147H209V145L208 146H206V144L204 145ZM210 146H211V144H210ZM222 145H220V147H221ZM224 146H222V147H224ZM254 146H256V145H254ZM38 147H42L41 145L40 146H38ZM57 147V148H56ZM60 147V148H59ZM76 147H78V148H76ZM81 147V148H80ZM98 147H96V149L98 148ZM103 147V148H102ZM110 147H111V145H110ZM124 147H125V143H124ZM123 147V148H124ZM161 147V146H160ZM184 147V146H183ZM183 147H177L178 149H180V148H183ZM194 147V146H193ZM213 147V146H212ZM211 147V148H212ZM221 147V148H222ZM236 147V148H237ZM247 147V146H246ZM248 147H250V145L248 146ZM257 147V146H256ZM9 148L10 149H13V151H8L9 150ZM33 148H35V147H33ZM43 148V150H45V148H44V146L42 147ZM134 148H136V147H134ZM138 148H140V147H138ZM142 148V147H141ZM146 148V147H145ZM148 148V147H147ZM151 148H153V147H151ZM192 148V147H191ZM196 148V147H195ZM198 148V147H197ZM207 148V149H206ZM210 148V147H209ZM211 148L209 149V150H211ZM214 148H216V145H215V147ZM238 148H240V147H238ZM39 149V148H38ZM41 149V148H40ZM39 149V152L40 151H42V150H40ZM68 149V148H67ZM67 149H65L66 151H67ZM70 149V148H69ZM68 149V152L67 153H69V150ZM103 149V150H104ZM117 149V148H116ZM160 149V148H159ZM165 149H167V148H165ZM164 149V150H165ZM173 149V148H172ZM189 149V148H188ZM187 149V150H188ZM199 149V148H198ZM37 150V149H36ZM65 150H64V152H63V154L64 153H66L65 152ZM75 150H76V152H75ZM149 150V149H148ZM155 150V149H154ZM153 150V151H154ZM157 151H158V149H156ZM155 150V151H156ZM161 150V149H160ZM183 150V149H182ZM193 150V149H192ZM191 150V151H192ZM49 151V150H48ZM60 151H59V153H60ZM71 151H73L72 149H71ZM81 153H80V152ZM83 151V152H82ZM97 151H99V150H97ZM102 151V150H101ZM116 151V150H115ZM118 151V150H117ZM126 151H128V150H126ZM130 151H132V150H129L128 151V154H129V152ZM146 151V150H145ZM152 151V152H153ZM154 151V152H155ZM163 151V150H162ZM176 151V150H175ZM190 151V150H189ZM193 151H198L197 149L196 150H193ZM192 151V152H193ZM200 151V150H199ZM222 151V152H221ZM224 151V152H225ZM44 152V151H43ZM47 152V151H46ZM136 151H134V153H135ZM159 152V151H158ZM164 152L165 151H163V154L162 155H164ZM180 152V151H179ZM204 152V151H203ZM227 152H225L226 154H227ZM38 153V152H37ZM45 153V152H44ZM54 153H56V151L54 152ZM94 153H96V151L94 152ZM98 153V152H97ZM103 153V152H102ZM140 153V152H139ZM141 153L143 154L142 155V159H143V157H145V156H147L146 158H148L149 159V161L151 162V161H154L156 158H154V160L153 159H150L149 157H148V155H149V153L150 152H142L141 151ZM156 153V152H155ZM161 153V152H160ZM224 153V154H225ZM46 154V153H45ZM48 154V153H47ZM50 154V153H49ZM87 154L85 155L84 154V157L85 156H87ZM91 154V153H90ZM99 154H100V152H99ZM110 154V153H109ZM116 154H117V152H116ZM128 154H126V155H124V154H122V155H120V158H118V157H116V158H114V159H106V160H101V161H99V162H97L98 163V165L100 166V169H98V171H104V170H106L107 168H110V167H118V166H120L121 164L122 165H124L123 167H125L126 168V172L124 171V169H123V171L125 172V173H131L132 172V170L133 169H137V171L139 170V168L140 167H143L144 165L142 164V166H133V164H135V162L137 161V159L136 158H134V157H139V156H132L131 157V154L130 155H128ZM151 154V153H150ZM153 154V153H152ZM166 154L167 153H165V156H166ZM179 154V153H178ZM182 154V153H181ZM183 154H184V152H183ZM182 154V157L181 158H183V155ZM187 155L189 154V153H186ZM193 154H194V152H193ZM199 154H200V152H199ZM198 154V155H199ZM224 154H223V156H224ZM94 155V154H93ZM103 155H104V153H103ZM112 155V154H111ZM133 155V154H132ZM137 155H139L138 153H137ZM141 155V154H140ZM156 155V154H155ZM158 155V154H157ZM169 155V154H168ZM174 155H176L175 154V152H174ZM180 155V154H179ZM186 155V156H187ZM195 155V154H194ZM231 155V156H230ZM36 156H35V158H36ZM43 156V155H42ZM55 156V155H54ZM56 156H58V155H56ZM61 157L60 158H62V154L60 155ZM64 157H65V155H63ZM97 156V155H96ZM122 156H124V157H122ZM130 156V157H129ZM159 156V155H158ZM171 156V155H170ZM181 156V155H180ZM192 157H194L193 155H191ZM40 157H41V155H40ZM39 157V159L41 160V158ZM43 157H45V155L43 156ZM53 157V156H52ZM67 157H68V159L70 160V162L71 163H73L72 161H71V158H69V156H67L66 155V159H67ZM74 157H76V158H74ZM78 157H79V159H78ZM84 157L82 158V160L84 159ZM89 157V156H88ZM110 157V156H109ZM129 157V158H128ZM151 157H152V155H151ZM154 157V156H153ZM152 157V158H153ZM161 157V158H160ZM160 159L162 160V157L163 156H161L160 155ZM179 157V156H178ZM177 157V158H178ZM189 157V156H188ZM198 157V156H197ZM199 157H200V155H199ZM198 157V158H199ZM202 157V156H201ZM205 157V158H206ZM210 157V158H211ZM55 158V157H54ZM57 158H59V157H56L55 158V160L57 159ZM164 158V157H163ZM171 158H172V156H171ZM171 158H169V159H171ZM176 158V159H177ZM180 158V157H179ZM184 158H186V157H184ZM208 158V157H207ZM207 158H206V160H207ZM53 159V158H52ZM63 159H65V158H62V161L61 162H65V160L63 161ZM67 159V160H68ZM96 159V158H95ZM173 159V158H172ZM171 159V160H172ZM194 159H196L195 157L193 158V161H194ZM201 159H204V158H201ZM44 160V159H43ZM51 160V159H50ZM60 160V159H59ZM87 160V159H86ZM98 160H100V159H98ZM145 160V159H144ZM144 160H142V161H144ZM167 160H168V158H167ZM178 160V159H177ZM186 160V159H185ZM190 160H191V158H190ZM206 160H204V161H206ZM211 160H212V158H211ZM211 160H209V161H211ZM95 161H97V160H95ZM94 161V162H95ZM141 161V162H142ZM146 161H147V159H146ZM156 161V160H155ZM157 161H159V160H157ZM164 161H165V159H164ZM180 161V160H179ZM177 162V164L178 163H180L181 164V162ZM181 161L183 162V159H181ZM188 161H189V159H188ZM193 161H192V163H193ZM213 161V160H212ZM46 162V161H45ZM56 162V161H55ZM89 162V161H88ZM92 162H93V160H92ZM91 162V163H92ZM134 162V163H133ZM150 162H148V165L150 166L151 165V167H153V166H155L154 164H152V163H150ZM160 162V161H159ZM158 162V163H159ZM166 162V161H165ZM171 162H173V161H171ZM186 162V161H185ZM195 162V161H194ZM197 162V161H196ZM200 162V161H199ZM199 162H197V163H199ZM54 163V162H53ZM57 163H58V161H57ZM56 163V164H57ZM66 163V162H65ZM68 164H69V162H67ZM75 163H76V160H75ZM83 163H87V162H84V160H83ZM97 163L96 164H94V165H97ZM157 163V162H156ZM158 163H157V165H158ZM163 163V162H162ZM187 163V162H186ZM186 163H184V164H186ZM188 163H191V161H189ZM203 163H205V162H203ZM211 163V162H210ZM213 163V162H212ZM42 165H43V162L41 163ZM48 164V163H47ZM52 164V163H51ZM50 164V165H51ZM55 164V163H54ZM55 164V165H56ZM77 164L75 165V168H76V166H77ZM82 164V163H81ZM85 164H82L83 166H85V167H83V169H85L86 167H87V169L88 168H90V167H88V166H92L93 164H90V165H88V163H87V165H85ZM132 164V166H130ZM136 164H138V163H136ZM135 164V165H136ZM172 164V163H171ZM176 163H174L173 165H175ZM184 164H183V166H184ZM214 164V163H213ZM212 164V165H213ZM45 165V164H44ZM44 165H43V167H44ZM58 165V164H57ZM65 167H67L66 169L67 170H69L71 167H69V165L67 166V165H65V164H63ZM79 166H80V164H78ZM81 165V166H82ZM121 165V166H122ZM167 165V164H166ZM169 165V164H168ZM193 165V164H192ZM191 165V166H192ZM200 165V164H199ZM202 165V164H201ZM200 165V166H201ZM214 165H216V163L214 164ZM39 166H40V164H39ZM60 166H62V165H60ZM71 166V165H70ZM81 166H80V168H81ZM160 166V165H159ZM188 165H186V167H187ZM208 166V165H207ZM46 167V166H45ZM44 167V171L46 170V168ZM51 167V166H50ZM55 167V166H54ZM58 167H59V165H58ZM68 167H69V169H68ZM73 167V166H72ZM145 167V166H144ZM164 167V166H163ZM163 167H161V168H163ZM168 167V166H167ZM179 167H180V165H179ZM181 167H182V164H181ZM189 167V166H188ZM199 167V166H198ZM203 167V166H202ZM209 167V166H208ZM210 167H212L211 165H210ZM48 168H49V166H48ZM52 168H53V166H52ZM57 168V167H56ZM59 168H61V167H59ZM73 169V168H71L72 170H74V173H75V170L76 169H78L77 171L78 172H80L79 171V168H78V166H77V168L76 169ZM99 168V167H98ZM121 168V167H120ZM119 168V169H120ZM184 168V167H183ZM183 168H181V169H183ZM200 168V167H199ZM214 167H212V168H210V169H213ZM50 169V168H49ZM63 169V168H62ZM82 168H81V170H83ZM87 169H85L84 171H86ZM92 169H94V166H93V168H91V170ZM96 169H97V167H96ZM117 169V168H116ZM180 169V170H181ZM196 169V168H195ZM206 169H208V168H206ZM210 169H208V170H210ZM42 167H39V171L42 173ZM57 170V169H56ZM59 170H61V169H59ZM58 170V171H59ZM89 170V169H88ZM95 170V169H94ZM118 170V169H117ZM173 170V169H172ZM183 170H186V169H183ZM201 170H202V168H201ZM214 170V169H213ZM37 171V170H36ZM35 171V172H36ZM50 171V170H49ZM49 171L47 170V172L49 173ZM54 171V170H53ZM62 171V170H61ZM70 171V170H69ZM69 171H67V173H69ZM83 171V172H84ZM119 171V170H118ZM136 171V170H135ZM153 173H152V175H151V173H150V177H151V180L149 179V177H146L147 178V182H143V180H144V178H143V180L141 179V181L140 180H137V182L139 181V183H142L143 182V184H139L140 185V187L142 188V189H144V188H151L152 190H154V189H157V188H162L163 187V184L168 180L169 182L168 183H170L171 182V180H169V179H167V178H170V177H165V175L164 174H161L160 172H159V170L157 171V169L155 170V169H152L151 170ZM167 171V170H166ZM203 171V170H202ZM205 171V170H204ZM216 171V170H215ZM34 172V173H35ZM40 172H38V173H40ZM47 172H45V173H47ZM83 172H81V174L83 173ZM96 172V171H95ZM124 172H121L122 174H124ZM150 172V171H149ZM163 172V171H162ZM176 172H178V171H176ZM197 172V171H196ZM206 172V171H205ZM86 174L88 173L89 174V172L88 171H86L85 172ZM91 173V172H90ZM94 173V171L90 174V176L93 178V176H92V174ZM101 173V172H100ZM116 173V172H115ZM118 173H120V172H118ZM121 173H120V175H121ZM137 173H141L140 171L139 172H137ZM163 173H165V172H163ZM198 173V172H197ZM214 173V172H213ZM64 174L66 175V172H64ZM73 175V171H72V173H69V175L68 176H70V175ZM80 174V173H79ZM84 174V173H83ZM82 174V175H83ZM85 174V177L86 176H88V177H86V178H84V179H88L89 180V175H86ZM97 174V173H96ZM104 174V173H103ZM108 174V173H107ZM112 174V173H111ZM132 174V173H131ZM135 174V173H134ZM146 174H147V172H146ZM166 174V173H165ZM196 174V173H195ZM46 175V177H48L47 176V174H45ZM49 175V174H48ZM50 175H52V174H50ZM66 175V176H67ZM76 175H77V177L79 178V176H78V174L76 173ZM95 175V174H94ZM101 175V174H100ZM99 175V176H100ZM105 175V174H104ZM110 175V174H109ZM115 175H117V174H115ZM133 175V174H132ZM137 175V174H136ZM139 175V174H138ZM148 176H149V173L147 174ZM169 175V174H168ZM171 175H173V174H171ZM178 175V174H177ZM190 175V177H191V175H193V174H189ZM188 175V176H189ZM196 175H198V174H196ZM196 175H195V177H196ZM43 176V175H42ZM53 176V175H52ZM58 176V178L60 177L59 175H56V177ZM61 176H63V175H61ZM74 176V175H73ZM96 177H98L97 175H95ZM174 176V175H173ZM215 176V175H214ZM39 177V176H38ZM45 177V176H44ZM43 177V178H44ZM49 177H51V176H49ZM71 177V176H70ZM104 177V176H103ZM110 177V176H109ZM109 177H107V176H105L104 178L105 179H107V178H109ZM113 178H114V175L112 176ZM112 177H110L111 179H112V182L111 183H113V178ZM118 177V179H115V180H119V176H115V178H117ZM128 177V176H127ZM134 177H136V176H134ZM140 177V176H139ZM187 177V176H186ZM194 177V175L191 177V178H193ZM209 177V176H208ZM55 178V177H54ZM62 178V177H61ZM77 178V179H78ZM80 178H81V176H80ZM126 178V177H125ZM163 178H165V179H163ZM178 178V177H177ZM191 178H189L190 180H191ZM197 178H198V176H197ZM197 178H196V181H197ZM204 178V177H203ZM36 179V178H35ZM46 179V178H45ZM67 179V178H66ZM70 179V178H69ZM72 179V178H71ZM71 179H70V181H71ZM74 179V178H73ZM76 179V178H75ZM74 179V180H75ZM83 179V178H82ZM83 179V181H86V180H84ZM91 179V178H90ZM94 179H96L97 181L99 180L98 178H93V179H91V180H89L91 183H92V181H93V184L95 183V182H97V181H94ZM101 180H102V178H100ZM121 179V178H120ZM124 178H122V180H123ZM136 179V178H135ZM187 179V178H186ZM189 179H188V182H190V185H191V182L193 183V181L191 180V181H189ZM33 181H34V178L32 179ZM54 180V179H53ZM60 180V179H59ZM64 180H65V177H64ZM63 180V181H64ZM74 180H72V182L74 181ZM87 180V182L89 183V181ZM100 180V181H101ZM108 180V179H107ZM129 180V179H128ZM177 180V179H176ZM200 180V179H199ZM199 180H198V183H199V185H200V182H199ZM31 181V180H30ZM40 181H42V180H36V181H34V183L35 182H37L38 184H39V182ZM57 181V180H56ZM55 181V182H56ZM62 181V182H63ZM78 181H81V180H78ZM77 181V182H78ZM103 181H104V179H103ZM106 181V180H105ZM104 181V182H105ZM127 181V180H126ZM135 181V180H134ZM172 181H173V179H172ZM195 181V182H196ZM202 182L201 183H203V180H201ZM207 181H208V179H207ZM206 181V182H207ZM224 181H225V183H224ZM47 182V181H46ZM50 182V181H49ZM77 182H73V184H76ZM87 182H85V184L83 183V185H85V187L84 186H82V187H80L83 191H86V192H81V194H86V196H87V194H89V195H91V192H93V191H91L90 193H87L88 192V190H87V186L86 185H91L90 183L88 184ZM104 182H99L98 181V184H100V183H104ZM121 182V181H120ZM177 182V181H176ZM182 182V181H181ZM186 182H187V180H186ZM187 182V183H188ZM194 182V183H195ZM222 182H220V183H222ZM27 183H29L28 181H27ZM53 183V182H52ZM66 183H67V180H66ZM81 183V182H80ZM78 184V186H80V185H82V183L81 184ZM87 183V184H86ZM105 183H107V182H105ZM110 183V185H113V184H111ZM117 183H119V181L117 182ZM132 182H130L129 183V186L128 185H126L125 184V187H123V188H125L126 189V193H125V189H124V193L125 194H130V196H131V194L132 193H136L137 191L138 192H140L141 191V188L139 189V190H137L138 188H137V185H138V183H137V185H135V186H131L130 184H131ZM178 183V182H177ZM210 183H212V182H210ZM30 184H32V183H30ZM37 184V185H38ZM42 184L44 185L45 183L42 181ZM48 184V183H47ZM50 184V183H49ZM55 184V183H54ZM61 184V183H60ZM70 185H71V183H69ZM68 184V185H69ZM102 184H101V186H102ZM108 184V186H109V182L107 183ZM122 184V183H121ZM134 184V183H133ZM136 184V183H135ZM174 184V183H173ZM172 184V185H173ZM182 184V183H181ZM189 184V183H188ZM187 184V185H188ZM204 184H205V182H204ZM212 184H214V183H212ZM35 184H33V187L34 188H32V189H35V186H34ZM40 185V184H39ZM43 185H42V187H43ZM70 185H69V187H70ZM115 185H116V183H115ZM168 185H171V184H168ZM207 185V186H208ZM45 186H46V184H45ZM52 186H54V185H52ZM63 186V185H62ZM75 186V185H74ZM73 186V187H74ZM100 186V185H99ZM99 186H98V189L100 190V191H102V189H100L99 188ZM100 186V187H101ZM103 186H105V185H103ZM102 186V187H103ZM123 186V185H122ZM165 187H168L167 185H164ZM174 186V185H173ZM176 186V185H175ZM186 185H184V187H185ZM202 186V185H201ZM204 186V185H203ZM211 186H213V185H211ZM214 186H216L215 184H214ZM29 187H32V186H30L29 185ZM91 186H89V188H90ZM93 187H97V186H93ZM139 187V186H138ZM179 187V186H178ZM183 187V186H182ZM188 187V186H187ZM192 187V186H191ZM196 187H198V186H196ZM205 187H206V184H205ZM28 188V187H27ZM36 188H37V186H36ZM38 188H39V186H38ZM40 188H41V185H40ZM39 188V189H40ZM45 188V187H44ZM62 188V187H61ZM78 188V187H77ZM88 188V189H89ZM122 188V189H123ZM176 188V187H175ZM200 188H202L203 189V187H200ZM31 189V191L33 192V190ZM53 189H55V188H53ZM74 189H75V187H74ZM81 189H79L78 188V190H81ZM86 189V190H85ZM91 189H92V187H91ZM91 189H89V190H91ZM96 190L93 192L94 193V195H96V191H97V188H95ZM109 189V188H108ZM122 189H121V191H122ZM150 189V190H151ZM166 189V188H165ZM177 189H179V188H177ZM37 191H38V189H36ZM36 190H34V192H33V194L36 192ZM48 190H50V189H47L46 188V192L48 191ZM59 190V189H58ZM77 190V191H78ZM81 190V191H82ZM93 190V189H92ZM105 190V189H104ZM118 190V189H117ZM168 190H170V189H168ZM167 189H166V191H168ZM30 191V190H29ZM42 190L40 189V191L38 192V193H40ZM56 191V190H55ZM64 191V190H63ZM107 191V190H106ZM143 191V190H142ZM141 191V192H142ZM144 191H146V189L144 190ZM143 191V192H144ZM157 191V190H156ZM156 191H155V193H156ZM160 191H161V189H160ZM160 191H158V192H160ZM200 191V193H204V192H201V190H199ZM203 191V190H202ZM28 192V191H27ZM45 192V190H43V193ZM51 193H53V191H50ZM50 192H48L49 193V195H50ZM69 192V191H68ZM67 192V193H68ZM73 192V191H72ZM99 192V191H98ZM104 192V191H103ZM114 192V191H113ZM137 192V193H138ZM148 192V191H147ZM172 192V191H171ZM22 193H24V192H22ZM26 193V192H25ZM36 194L35 195V198H34V200H36V199H38V198H40V197H38L37 195H39V194ZM42 193V192H41ZM66 193V194H67ZM75 193H76V191H75ZM93 193H92V195H93ZM100 193V192H99ZM119 193V192H118ZM145 193V192H144ZM185 193V192H184ZM189 193V192H188ZM191 193H189V194H191ZM28 194V193H27ZM30 194V193H29ZM45 194V193H44ZM43 194V196H44V198H45V196L47 197V195L45 194L44 195ZM56 194H60V193H57V191H56ZM65 194V195H66ZM70 194V193H69ZM117 194V193H116ZM120 194V193H119ZM124 194V195H125ZM140 194V193H139ZM141 194H143V193H141ZM147 194V193H146ZM165 194V193H164ZM16 195V196H17ZM23 195V194H22ZM21 195V196H22ZM24 195H26V194H24ZM41 195V194H40ZM39 195V196H40ZM52 195V194H51ZM71 195V194H70ZM73 195V194H72ZM79 195V194H78ZM113 195V194H112ZM123 195V194H122ZM150 195H152V194H150ZM156 195V194H155ZM186 195H188V194H186ZM16 196H15V198H16ZM18 196V198H20ZM29 196V195H28ZM27 196V197H28ZM36 196L38 197V198H36ZM42 196V197H43ZM61 196V195H60ZM86 196H84V197H81V198H86L87 199V197ZM120 196H121V194H120ZM127 196H129V195H127ZM134 195L132 194V196L131 197H133ZM143 196H146V195H143ZM154 196V195H153ZM159 196V195H158ZM181 196V195H180ZM23 197V196H22ZM26 197V198H27ZM41 197V198H42ZM53 197V196H52ZM56 197V196H55ZM62 197V196H61ZM64 197H66V196H64ZM107 197V196H106ZM117 197H119V196H117ZM124 196H122V198H123ZM136 196H134V199H136L135 198ZM137 197H139V196H137ZM179 197V196H178ZM186 197V196H185ZM25 198V199H26ZM29 198L30 199H33L32 197H28V200H29ZM44 198H42L43 200H44ZM74 198H75V196H74ZM100 198V197H99ZM98 198V199H99ZM112 198V197H111ZM115 197H113L112 199H111V201H113V199H114ZM126 198V197H125ZM130 198V197H129ZM128 198V199H129ZM142 198V197H141ZM147 198H149V197H147ZM158 198V197H157ZM23 199V198H22ZM42 199H40L39 201H42ZM45 199H47V198H45ZM48 199H50V198H48ZM52 199V198H51ZM57 199V198H56ZM60 199V198H59ZM76 199V198H75ZM78 199V198H77ZM98 199H95V200H98ZM101 199V198H100ZM185 199V198H184ZM183 199V200H184ZM210 199H212V200H214V201H216L215 203H214V201L213 202H211L212 204L211 205H209V206H207V208H205L206 206V203H207V201L209 202V200ZM61 200H62V202H63V199L61 198ZM61 200H60V202H61ZM67 200V199H66ZM88 200H90L89 198H88ZM118 200V199H117ZM132 200V199H131ZM138 200H139V198H138ZM148 200V199H147ZM173 200V199H172ZM31 200H29L28 201V203L30 202ZM33 201V200H32ZM36 201H38V200H36ZM50 201V200H49ZM58 201V200H57ZM81 201V200H80ZM80 201H78V202H80ZM82 201H84V200H82ZM109 202V204L111 203V206H112V202ZM115 201V200H114ZM119 201V200H118ZM118 201H116V202H118ZM127 201V200H126ZM129 201V200H128ZM164 201V200H163ZM169 201V200H168ZM180 201V200H179ZM178 201V202H179ZM191 201H193V200H191ZM47 202H48V200H47ZM77 202V201H76ZM76 202H74V203H76ZM87 202V201H86ZM92 202V201H91ZM94 202V201H93ZM116 202H114V203H116ZM144 203L146 202L145 201V199H144V201H143ZM160 202V201H159ZM31 203H33V202H31ZM31 203H30V205H29V207H31ZM53 203H55V202H53ZM72 203V202H71ZM99 203V202H98ZM103 204H104V202H102ZM120 203V202H119ZM126 203V202H125ZM154 203V202H153ZM69 204V203H68ZM92 204H95V205H97V202H95V203H92ZM107 204V203H106ZM117 204V203H116ZM116 204L114 205V206H116ZM124 204V203H123ZM122 204V205H123ZM161 204V203H160ZM180 204V203H179ZM210 204V203H209ZM225 204V205H224ZM43 205H44V203H43ZM52 205V204H51ZM60 205V204H59ZM99 205V204H98ZM121 205V206H122ZM136 205V204H135ZM148 205V204H147ZM162 206H163V204H161ZM181 205V204H180ZM22 206V207H21ZM27 207H28V205H26ZM26 206H25V208H26ZM55 206V205H54ZM53 206V207H54ZM64 206V205H63ZM62 206V207H63ZM73 206V205H72ZM75 206V205H74ZM73 206V207H74ZM83 206V205H82ZM82 206H80V207H82ZM85 206V205H84ZM92 206V205H91ZM99 206H101V203H100V205ZM99 206H95V208L96 207H99ZM107 206V205H106ZM113 206V207H114ZM134 206V205H133ZM141 206V205H140ZM156 206V205H155ZM172 206V205H171ZM177 206V205H176ZM184 206V205H183ZM187 206V205H186ZM28 207V208H29ZM42 207H44V206H42ZM48 207V206H47ZM46 207V208H47ZM61 207V206H60ZM65 207V206H64ZM68 207V206H67ZM72 207V208H73ZM94 207V206H93ZM92 207V208H93ZM105 207V206H104ZM144 207V206H143ZM175 207V206H174ZM182 207V206H181ZM180 207V208H181ZM192 207V206H191ZM24 208V207H23ZM57 208V207H56ZM66 208V207H65ZM102 208H103V206H102ZM101 208V209H102ZM128 208V207H127ZM176 208V207H175ZM179 208V209H180ZM27 209V208H26ZM40 210H41V208H39ZM50 209H52V207L50 208ZM54 209V208H53ZM71 209V208H70ZM74 209V208H73ZM82 209V208H81ZM106 209H108V208H106ZM105 209V210H106ZM112 209V208H111ZM144 209V208H143ZM156 209V208H155ZM154 209V210H155ZM164 209V208H163ZM172 209V208H171ZM188 209V208H187ZM38 210V209H37ZM44 210V209H43ZM67 211H68V209H66ZM76 211H77V208L75 209ZM90 210V209H89ZM128 210V209H127ZM126 210V211H127ZM130 210V209H129ZM128 210V211H129ZM141 210V209H140ZM175 210V209H174ZM178 210V209H177ZM181 210V209H180ZM56 211V210H55ZM61 211V210H60ZM64 211V210H63ZM71 211V210H70ZM76 211H74V213L76 212ZM79 211V210H78ZM78 211H77V214H78ZM80 211H82V210H80ZM97 211H98V209L96 210V213H97ZM99 211H100V209H99ZM104 211V210H103ZM116 211H117V209H116ZM132 211V210H131ZM131 211H129V212H131ZM143 211V210H142ZM149 211V210H148ZM157 211V210H156ZM179 211V210H178ZM188 211V210H187ZM189 211L191 212L192 210L191 209H189ZM47 212V211H46ZM50 212V211H49ZM48 212V213H49ZM58 212V211H57ZM94 212V211H93ZM109 212V211H108ZM123 213H124V211H122ZM128 212V213H129ZM134 212V214H135V211H133ZM137 212V211H136ZM139 212H141V211H139ZM161 212V211H160ZM159 212V213H160ZM164 212V211H163ZM170 212V211H169ZM172 212V211H171ZM189 212V213H190ZM200 212V211H199ZM20 213H23L22 215L23 216H21L20 215ZM35 213H37L36 211H35ZM41 213V212H40ZM43 213V212H42ZM54 213V212H53ZM81 213V212H80ZM80 213H79V215H80ZM95 213V212H94ZM100 213V212H99ZM105 213H107V212H105ZM112 213V212H111ZM122 213V214H123ZM127 213V212H126ZM168 213V212H167ZM175 213V212H174ZM195 213V212H194ZM38 214V213H37ZM55 214V213H54ZM57 214V213H56ZM65 214H66V212H65ZM65 214L63 215V216H65ZM69 214V213H68ZM115 214V213H114ZM121 214V213H120ZM121 214V215H122ZM133 214V213H132ZM133 214V215H134ZM139 214H141V213H139ZM147 214V213H146ZM191 214V213H190ZM29 215H34V212L32 213L31 212V214H30V212H29ZM45 215V214H44ZM51 215V214H50ZM75 215V214H74ZM74 215L73 216H70V217H74ZM78 215V216H79ZM109 215H110V213H109ZM132 215V216H133ZM144 215V214H143ZM159 215V214H158ZM157 215V216H158ZM168 215V214H167ZM177 215H178V213H177ZM198 215V214H197ZM202 215V214H201ZM204 215V214H203ZM47 216H48V214H47ZM87 216V215H86ZM105 216V215H104ZM122 216H124V215H122ZM121 216V217H122ZM127 216H128V214H127ZM129 216H131V215H129ZM135 216H136V214H135ZM140 216V215H139ZM145 216V215H144ZM200 216V215H199ZM37 217H38V215H37ZM42 217V216H41ZM51 217V216H50ZM70 217H68V218H70ZM125 217H126V215H125ZM134 217V216H133ZM136 217H138V216H136ZM177 217V216H176ZM183 217H184V215H183ZM186 218H187V216H185ZM209 217V216H208ZM3 218H6L5 220H7V222L9 223V222H14V223H11V224H14V227H15V225H16V228H12L13 226H11V224L9 225L8 223H5L4 221H3ZM44 218H46V217H44ZM59 218V217H58ZM68 218H65V219H68ZM110 218V217H109ZM127 218V220L129 219L128 217H126ZM160 218V217H159ZM207 218V216L205 217V219ZM213 218V217H212ZM211 218V219H212ZM9 219L10 220H12V221H9ZM27 220V222L25 223V220ZM32 219H34V217L32 218ZM31 219V220H32ZM38 219V218H37ZM43 219V218H42ZM52 219H53V216H52ZM71 219V218H70ZM83 219V218H82ZM113 219H116V218H113ZM136 219V218H135ZM191 219V218H190ZM201 220L202 219H204L203 217H201L200 218ZM208 219V218H207ZM209 219H210V217H209ZM211 219L209 220V221H211ZM30 220V219H29ZM40 220H41V218H40ZM48 220H50V219H48ZM47 220V221H48ZM80 220V219H79ZM126 219H125V221H127ZM131 220V219H130ZM137 220V219H136ZM148 220H150V219H148ZM154 220V219H153ZM155 220H157L156 218H155ZM163 220V219H162ZM171 220V219H170ZM173 220V219H172ZM192 220V219H191ZM200 220V221H201ZM213 220V219H212ZM39 221V220H38ZM71 221V220H70ZM129 221V220H128ZM133 221V220H132ZM135 221V220H134ZM143 221V220H142ZM186 221H187V219H182V223L185 225V223H186ZM199 221V220H198ZM200 221L199 222H197V223H199V224H202V222L200 223ZM249 221H251L252 222V225L251 226H247L246 224H247V222H249ZM6 225V224H8V226H6V228H11V229H9L10 230V234H7V232L6 231H9V230H6V228H5V226H3V225H1V224H3V223ZM40 222V221H39ZM65 222V221H64ZM86 222V221H85ZM108 222H114L115 223V220H110V221H108ZM118 222H120V220L119 221H117L115 224H117ZM124 222V221H123ZM130 222V224L129 225H131V221H129ZM137 222H138V220H137ZM136 222V223H137ZM145 222V221H144ZM165 222V221H164ZM175 222V221H174ZM196 222V221H195ZM213 222H215V221H213ZM43 223V222H42ZM42 223H40V224H42ZM44 223H45V221H44ZM49 223H50V221H49ZM71 223V222H70ZM114 223H112L113 225H114ZM128 223V222H127ZM133 223V222H132ZM152 223V222H151ZM170 223V222H169ZM181 223V222H180ZM205 223H206V221H205ZM211 223H212V221H211ZM216 223L218 224V222L216 221ZM215 223V224H216ZM250 223V222H249ZM248 223V224H249ZM33 224V223H32ZM36 224H37V222H36ZM55 224V223H54ZM69 224V223H68ZM100 224V223H99ZM102 224V223H101ZM105 224V223H104ZM112 224H106L107 226H110L111 225V227H112ZM118 224H121V223H118ZM134 224V223H133ZM132 224V225H133ZM139 224V223H138ZM137 224V226H139ZM144 224V223H143ZM159 224V223H158ZM161 224H163V223H161ZM193 224H194V222H193ZM193 224H188L187 223V225H193ZM199 224H198V226H197V224L195 223L194 224V227L192 228V229H194V233H195V229H197V227H199ZM203 224H204V222H203ZM214 224V223H213ZM214 224V225H215ZM60 225V224H59ZM84 225V224H83ZM105 225V226H106ZM122 225V224H121ZM147 225V224H146ZM153 225V224H152ZM151 225V226H152ZM165 225V224H164ZM205 225V224H204ZM211 225V224H208L207 223V227H209V226ZM219 226H220V223L218 224ZM11 226V227H10ZM68 226V225H67ZM70 226V225H69ZM76 226V225H75ZM80 226V225H79ZM86 226V225H85ZM101 226V225H100ZM100 226L98 225L96 228H98V229H100ZM104 226V225H103ZM103 226H101V227H103ZM106 226V227H107ZM116 226V225H115ZM134 226V228H136L135 227V224L133 225ZM141 226V225H140ZM181 226V225H180ZM201 226V225H200ZM206 226V225H205ZM216 226V225H215ZM221 226H222V224H221ZM31 227V226H30ZM33 227V226H32ZM35 227H36V225H35ZM76 227H78V226H76ZM117 227H118V225H117ZM158 227H161V226H158ZM179 227V226H178ZM187 227H189L190 228V226H187ZM21 228V229H20ZM51 228V227H50ZM83 228H85V227H83ZM96 228H95V226H90V227H88V230L87 231H91L92 229H95L96 230ZM105 228V227H104ZM128 228V227H127ZM127 228H125V229H127ZM152 228V227H151ZM155 228V227H154ZM157 228V227H156ZM166 228V227H165ZM174 228V227H173ZM188 228V229H189ZM190 228V229H191ZM211 230H212V225L209 227ZM215 227L213 226V229H214ZM16 229V230H15ZM21 230V232H17V230ZM33 229V228H32ZM31 229V234H32V231L34 230H32ZM74 229V228H73ZM80 229V228H79ZM97 229V230H98ZM103 229V228H102ZM107 229H108V227H107ZM106 229V230H107ZM115 229V228H114ZM159 229V228H158ZM161 229H163L164 230V227L163 228H161ZM160 229V230H161ZM176 229V228H175ZM187 229V228H186ZM191 229V230H192ZM200 229V228H199ZM201 229H203V227H201ZM200 229V230H201ZM216 229V228H215ZM6 230V231H5ZM14 230V231H13ZM39 230V229H38ZM44 230V229H43ZM60 230V229H59ZM82 230V229H81ZM95 230H94V232H95ZM101 230V229H100ZM105 230V231H106ZM111 230V229H110ZM118 230V229H117ZM124 230V229H123ZM153 230H155V229H153ZM181 230V229H180ZM204 230V229H203ZM218 230V233H220V231ZM11 231H12V233H11ZM16 231V233H18V234H13L14 232ZM35 231V230H34ZM62 231H63V228H62ZM71 231V230H70ZM99 231V230H98ZM98 231H96L95 233H97ZM132 231V230H131ZM138 232H139V230H137ZM147 231V230H146ZM152 231V230H151ZM210 231V230H209ZM38 232H40V231H38ZM50 232V231H49ZM64 232V231H63ZM67 232V231H66ZM77 232V231H76ZM94 232H92L93 234H94ZM118 232H119V230H118ZM117 232V233H118ZM121 232V231H120ZM126 232V231H125ZM136 232V231H135ZM150 232V231H149ZM165 232H166V230H165ZM170 232V231H169ZM177 232H178V230H177ZM181 232V231H180ZM190 232V231H189ZM203 232V231H202ZM202 232L200 233V234H202ZM205 232H207V229H206V231ZM211 232V231H210ZM212 232H213V230H212ZM35 233H37V232H35ZM52 233V232H51ZM167 233V232H166ZM192 233V232H191ZM197 233H198V229H197ZM198 233V234H199ZM209 233V232H208ZM214 233V232H213ZM216 233V232H215ZM227 233V232H226ZM225 233V235H224V233L222 234V235H224V236H226L227 234ZM38 234V233H37ZM37 234H35L36 236H37ZM48 234V233H47ZM46 234V235H47ZM61 234V233H60ZM70 234H72V233H70ZM83 234V233H82ZM88 234V233H87ZM90 234V233H89ZM124 234V233H123ZM130 233H128L127 235H129ZM135 234H137V233H134V239H135ZM142 234V233H141ZM149 234V233H148ZM151 234V233H150ZM179 234V233H178ZM193 234V233H192ZM197 234V235H198ZM207 234V233H206ZM33 237H32V239H34V237H35V235H34V232H33ZM52 235V234H51ZM58 235V234H57ZM63 235V234H62ZM131 235V234H130ZM137 235H139V233L137 234ZM147 235V234H146ZM180 235V234H179ZM184 235V234H183ZM196 235V234H195ZM194 235V236H195ZM203 235H204V232H203ZM202 235V236H203ZM209 236H211V233H209L208 234ZM207 235V236H208ZM67 236H69V235H67ZM93 236V235H92ZM124 236H126V234L124 235ZM123 235H122V233H121V235H113L112 234V238L111 239H114V240H111L110 238H109V241L111 240V241H115V239H119L120 240V237H124ZM133 236V235H132ZM139 236H141V235H139ZM163 236H164V234H163ZM162 236V239L163 238H165L166 236H169V235H166L165 237H163ZM175 236V235H174ZM174 236H173V238H174ZM193 236V235H192ZM206 236V235H205ZM217 236V235H216ZM215 236V237H216ZM218 236H219V234H218ZM217 236V237H218ZM228 236L229 235H227V237L225 238L226 240H227V238H228ZM45 237V236H44ZM52 237V236H51ZM64 237V236H63ZM104 237V236H103ZM111 237V236H110ZM129 237V236H128ZM131 237V236H130ZM141 237H143V236H141ZM147 237V236H146ZM156 237V236H155ZM161 237V236H160ZM180 238H182V236H179ZM186 237V236H185ZM200 237V236H199ZM235 237V236H234ZM38 238H40L41 239V236H39L38 235ZM78 238V237H77ZM86 238V237H85ZM98 238V237H97ZM133 238V237H132ZM132 238H130V241L132 240ZM177 238V237H176ZM184 238V237H183ZM195 238V237H194ZM198 238V237H197ZM197 238H195V239H197ZM203 238V237H202ZM201 238V239H202ZM208 238V237H207ZM219 238H221V237H219ZM37 239V237H35V240ZM69 239V238H68ZM71 239V238H70ZM76 239V238H75ZM125 239V238H124ZM123 239V240H124ZM160 239V238H159ZM167 239V238H166ZM165 239V240H166ZM168 239H172V237L171 238H168ZM167 239V240H168ZM178 239V238H177ZM186 239V238H185ZM200 239V240H201ZM213 239V238H212ZM222 239V238H221ZM224 239V238H223ZM229 239H231V238H229ZM229 239H228V241H225V242H229ZM39 240V239H38ZM48 240V239H47ZM49 240H51V239H49ZM73 240H74V238H73ZM81 240V238L79 239V241ZM99 240V239H98ZM107 240H108V238H107ZM118 240V241H119ZM143 240H145V239H143ZM161 240V239H160ZM160 240H159V242H160ZM165 240L163 239V241L165 242ZM181 240V239H180ZM205 240V239H204ZM204 240H201V241H204ZM207 240V239H206ZM210 240H211V238H210ZM215 240H217V238L215 239ZM32 241H34V240H32ZM31 241V242H32ZM52 241V240H51ZM76 241V240H75ZM77 241H78V239H77ZM109 241L107 242V244L109 243ZM110 241V242H111ZM135 241V240H134ZM137 241V240H136ZM135 241V242H136ZM162 241V240H161ZM162 241V242H163ZM174 241V239L172 240V242ZM176 241H179V240H176ZM187 241V240H186ZM190 241V243H192V242H194V241H192L191 242V240H189ZM212 241V240H211ZM214 241V240H213ZM219 240H217V242H218ZM231 241V240H230ZM38 242V241H37ZM36 242V243H37ZM40 242V241H39ZM46 242V241H45ZM87 242V241H86ZM101 242V241H100ZM103 242V241H102ZM101 242V243H102ZM106 242H105V244H106ZM122 241H120V243H121ZM129 242V241H128ZM127 242V243H128ZM133 242V241H132ZM132 242H131V244H132ZM141 242H143V241H141ZM198 243H200L199 242V240L197 241ZM220 242H222V241H220ZM223 242H224V240H223ZM78 243V242H77ZM126 243V244H127ZM157 243V242H156ZM156 243H155V245H156ZM166 243V242H165ZM165 243H164V246L163 247H165ZM176 243V242H175ZM177 243H179V242H177ZM195 243H196V241H195ZM208 244L209 243H212V242H210L209 241V239H208V242H207ZM226 243V244H227ZM233 243H236V242H233L232 241V243L231 244H233ZM31 244V243H30ZM34 244V243H33ZM40 244V243H39ZM48 244V243H47ZM79 244V243H78ZM78 244H76V245H78ZM85 244V243H84ZM87 244V243H86ZM117 244V243H116ZM123 244V243H122ZM130 244V243H129ZM128 244V245H129ZM134 244V243H133ZM145 244H147V241H146V243ZM158 244V243H157ZM161 244V243H160ZM167 244H169L168 242H167ZM172 244V243H171ZM189 244V243H188ZM193 244V243H192ZM201 245H202V242L200 243ZM217 244V243H216ZM219 244H224V243H219ZM219 244H217V246H215L214 247V249L216 248V247H218L219 248ZM226 244H224V245H226ZM229 244V243H228ZM241 244V243H240ZM38 245V244H37ZM36 245V246H37ZM119 245V244H118ZM139 245V244H138ZM141 246H143V244H140ZM154 245V244H153ZM154 245V247H157V245L155 246ZM173 245H175V244H173ZM173 245L171 246V247H173ZM191 245V244H190ZM190 245H187L188 247L187 248H192V245H191V247H190ZM196 246H197V243L195 244ZM195 245L193 246L194 248H196L195 247ZM205 245V244H204ZM213 244H211L210 246H212ZM219 245V246H218ZM6 246H11V248L9 249V247H6ZM45 246V245H44ZM81 246V245H80ZM100 246V245H99ZM99 246H97V247H99ZM105 246H107V245H105ZM104 246V247H105ZM124 246V245H123ZM132 246H134V245H132ZM141 246H140V248H141ZM198 246H200V245H198ZM197 246V249H199V247ZM205 246H208L207 244L205 245ZM209 246V247H210ZM227 246V245H226ZM237 246V247H236ZM240 246V245H239ZM30 247H32V245L30 246ZM93 247V246H92ZM109 247V246H108ZM115 247V246H114ZM118 247V246H117ZM116 247V248H117ZM127 247V246H126ZM129 247H131V246H129ZM150 247H152V245L150 246ZM150 247H147V248H144V252H145V250L147 249L148 250V248H150ZM168 247H170V245H168ZM201 247V246H200ZM223 247L224 246H222L221 248H222V250H223ZM228 247V246H227ZM227 247H224L225 249V251H226V248ZM240 247H242V244H241V246ZM239 247V248H240ZM249 247V246H248ZM4 248H7L8 250H6V249H4ZM32 248H36V247H32ZM40 248H42V247H40ZM95 250H96V248L95 247H93ZM137 248V247H136ZM135 248V249H136ZM139 248V247H138ZM161 247L160 246H158V248H156V249H160ZM167 248V247H166ZM187 248H186V250H187ZM204 248V247H203ZM202 247H201V249H203ZM218 248H216L217 250H216V252L220 249H218ZM242 248H245V247H242ZM250 248V247H249ZM249 248H247V249H249ZM4 250V252L5 251H8V252H5V253H9L8 255L7 254H4L3 253V250ZM80 249H81V247H80ZM92 249V248H91ZM90 249V250H91ZM111 249V248H110ZM121 249L122 250H125V252L124 251H121V252H124V253H126L127 251H126V249H125V247L123 248V247H121ZM131 249V248H130ZM150 249H153V248H150ZM149 249V250H150ZM162 249V251L164 252V254L166 253L164 250L165 249H163V248H161ZM182 249V248H181ZM201 249H199V250H201ZM209 249H213V248H209ZM209 249H205L206 251H208ZM213 249V250H214ZM9 250H10V252H9ZM32 250H34V249H32ZM31 250V251H32ZM85 250V249H84ZM84 250H82V251H84ZM102 250V249H101ZM107 250V249H106ZM134 250V249H133ZM168 250V249H167ZM166 250V251H167ZM185 250V248L183 249V251L182 252H185L184 251ZM194 250V249H193ZM196 250V249H195ZM194 250V251H195ZM228 250V249H227ZM21 251V250H20ZM92 252H93V250H91ZM151 251V250H150ZM153 251V250H152ZM151 251V252H152ZM155 251V250H154ZM157 252H159L158 250H156ZM189 251H190V249H189ZM189 251H186V252H188V254H189ZM197 251V250H196ZM210 251V250H209ZM208 251V252H209ZM215 251V250H214ZM214 251H210V252H213V253H209V254H214V255H216L215 253H214ZM87 252V251H86ZM96 252H97V250H96ZM95 251H94V253H96ZM108 252H110V251H107V254H109ZM120 251H119V249H117V251L116 250H114L113 252H111L110 254H109V256H111L112 257V259H114V256L115 255H117V254H120L119 253ZM163 252H162V254H163ZM185 252V253H186ZM200 252V251H199ZM199 252H192V254L195 256L196 255V257H194L195 259H193V257H192V255H191V257H189V258H191V259H189V258H187V256H189L188 254L185 256V253H183L184 255H182V257L186 260H190L189 262H192L193 260L194 261H196V264H212V263H209V262H206L207 260L209 261V259H205V257L203 258V255H204V253H207V252H202L203 253V255H202V253H201V255L199 254ZM220 252V251H219ZM224 252V251H223ZM234 252V251H233ZM2 253H3V255H2ZM31 253H33V252H31ZM35 253H36V250H35ZM34 253V254H35ZM51 253H52V251H51ZM65 253V252H64ZM71 253H72V251H71ZM82 253V252H81ZM80 253V254H81ZM85 253V252H84ZM112 253H113V255L114 256H112ZM123 253V254H124ZM138 253V252H137ZM136 253V254H137ZM153 253V252H152ZM156 253V252H155ZM175 253V252H174ZM174 253H173V255H174ZM191 253V252H190ZM39 254V253H38ZM36 255V257L37 256H39V255ZM104 255H106L105 253H103ZM127 254V253H126ZM141 254V253H140ZM147 254H149V252L147 251ZM157 254V253H156ZM159 254H160V252H159ZM164 254H163V256H164ZM168 254H169V252H168ZM168 254H167V256H168ZM175 254H177V251H176V253ZM181 254V253H180ZM208 254V253H207ZM224 254V253H223ZM229 253H228V255H230ZM32 255V254H31ZM30 255V256H31ZM66 255V254H65ZM70 255V254H69ZM93 255H95V254H93ZM100 255V254H99ZM98 254H97V256H99ZM103 255V256H104ZM121 255V254H120ZM120 255H117L118 257L120 256ZM144 256H147V255H145V254H143ZM161 255V254H160ZM170 255H172V254H170ZM218 255V254H217ZM216 255V256H217ZM220 255V256H219ZM218 255V258L220 257L221 258V256H222V251H221V253ZM18 256H20L19 257V259H18ZM34 256V255H33ZM30 257V258H33L34 260H36L34 257ZM73 256H75L74 254H73ZM80 256V255H79ZM89 256V255H88ZM96 256V255H95ZM94 256V257H95ZM101 256H102V254H101ZM99 257V258H102V260H97V262L99 261V264H101L100 262L101 261H104V260H106V259H104L103 257ZM117 256L115 257V258H117ZM125 256L126 255H124V258H125ZM131 256V255H130ZM140 256V255H139ZM149 256V255H148ZM147 256V258H144L143 256H141V257H143L144 258V260H142V264L144 263V264H146V262H148L149 263V261L151 262V259H149V257ZM156 256V255H155ZM181 256V255H180ZM213 256V255H212ZM215 256V257H216ZM17 257V258H16ZM63 257V256H62ZM78 257V256H77ZM84 257V256H83ZM86 257V256H85ZM93 257V258H94ZM106 257V256H105ZM107 257H108V255H107ZM122 257H123V255H122ZM156 257H159L158 255L156 256ZM173 257V256H172ZM171 257V258H172ZM176 257H179V256H177V255H175V258ZM207 258H208V256H206ZM24 258V259H23ZM45 258V257H44ZM64 258V257H63ZM79 258V257H78ZM80 258H82V257H80ZM92 258V257H91ZM90 258V259H91ZM97 258V257H96ZM98 258V259H99ZM126 258H128V257H126ZM137 258V257H136ZM135 258V259H136ZM143 258H141V259H143ZM160 258V257H159ZM159 258H158V260H159ZM165 258H166V256H165ZM175 258H172V259H174L175 260ZM210 258V257H209ZM212 258V259H211ZM210 259L211 260H213V257H211ZM224 258V259H225ZM8 259H9V261H8ZM23 259V260H22ZM70 259V258H69ZM109 259V258H108ZM118 259V258H117ZM120 259V258H119ZM118 259V260H119ZM123 259V258H122ZM141 259H140V261H141ZM148 261H147V260ZM167 259V258H166ZM170 258H169V256H168V260H169ZM171 259V260H172ZM193 259V260H192ZM223 259V258H222ZM7 260V261H6ZM41 260V259H40ZM53 260V259H52ZM86 260H87V258H86ZM92 260V259H91ZM91 260L87 263V262H84L85 260H83L82 262H84V264L86 263V264H89L90 262H91ZM94 260V262H95V259H93ZM93 260H92V262H93ZM116 260V259H115ZM114 260V261H115ZM118 260L117 261H115V263L117 262L118 263ZM133 260V259H132ZM137 260V259H136ZM146 260V262H143V261H145ZM153 260V259H152ZM154 260H155V257H154ZM162 260H163V257H162ZM165 260V259H164ZM163 260V261H164ZM181 260H182V258H181ZM180 260V261H181ZM192 260V261H191ZM215 260V259H214ZM214 260H213V262H214ZM216 260H217V258H216ZM221 260V259H220ZM220 260H217V261H215V262H217V263H219L218 261H220ZM0 261V262H1ZM18 261H20V263H18ZM33 261V260H32ZM54 261V260H53ZM61 261V263L59 262V261H57V262H59L60 264H63L64 262L63 261H65V262H67L66 260H60ZM80 261V260H79ZM108 262H110V260H107ZM106 261V262H107ZM113 260H111V262H114ZM156 262H157V260H155ZM154 261V262H155ZM163 261H161L160 262V260L158 261V264L159 263H161V264H167V262L168 261H165L164 263H162ZM182 261H184V260H182ZM246 261H250V262H246ZM3 262V261H2ZM34 262V261H33ZM32 262V263H33ZM52 262V261H51ZM70 262H71V260H70ZM105 262V261H104ZM104 262H102V264H104ZM105 262V263H106ZM123 262V261H122ZM125 262H128V261H125ZM130 262V261H129ZM132 262H135V263H137L135 260L134 261H132ZM169 262H172V261H170L169 260ZM168 262V263H169ZM176 262H178V261H176ZM210 262H212V261H210ZM214 262V263H215ZM230 262H228V263H230ZM253 262H252V264H253ZM4 263V262H3ZM2 263V264H3ZM31 263V264H32ZM43 263V262H42ZM53 263V262H52ZM68 263V262H67ZM66 263V264H67ZM73 263V262H72ZM114 263V264H115ZM116 263V264H117ZM120 263V262H119ZM131 263V262H130ZM147 263V264H148ZM174 263H175V261H174ZM174 263H171V264H174ZM185 263H188V262H185ZM194 263V262H193ZM225 263V264H226ZM1 264V263H0ZM5 264H7V263H5ZM35 264V263H34ZM41 264V263H40ZM71 264V263H70ZM81 264V263H80ZM92 264V263H91ZM96 264V263H95ZM109 264V263H108ZM133 264V263H132ZM156 264V263H155ZM177 264V263H176ZM178 264H179V262H178ZM180 264H183L182 262H180ZM216 264V263H215ZM231 264V263H230ZM238 264H240V263H238ZM256 264V263H255Z\"/></svg>",
  "mask_w": 264,
  "mask_h": 264
},
{
  "label": "rangeland",
  "instance_id": "2",
  "mask_svg": "<svg viewBox=\"0 0 264 264\" xmlns=\"http://www.w3.org/2000/svg\"><path fill=\"white\" fill-rule=\"evenodd\" d=\"M13 1V0H12ZM15 1V0H14ZM37 3V0H33V1H31V0H28V2L26 1V5H28V6H26V7H32L34 4H35V2ZM39 1V3H40V8H38L37 6H36V10L39 12V14L41 13V11H45V10H48V9H50V7H52V6H54V3H58L57 2V0H48V1H50L49 3H46V1L47 0H38ZM56 1V2H55ZM59 1H61V7H60V10L58 11V13L59 12H61V11H63L64 12V16H62V17H57V14L55 15V24L57 25V27L58 28H60L61 29V23L63 22V20H65L66 19V21H71V22H74V20L76 21L77 20V18H80L81 19V24H82V26L83 27H81L80 29H83V31H86L88 28H89V30H87V31H92L94 28H93V24L94 25H96V22L98 21V23H97V26H99V25H105L106 24V22L105 21H107L108 19L106 18V16H105V14H104V11H103V9H102V11L100 10L99 12L97 11V17L95 16V14H96V12L94 13V12H83L84 14H81V13H79L78 14V16L75 14V13H73L72 12V10L70 9V7H72L73 9H74V11H76L77 13L80 11V8L78 7V4H79V1L78 0H63L64 1V3H63V1L62 0H59ZM75 1V2H74ZM90 1H92V3L90 4L89 2ZM97 2V0H87L86 2H85V0H84V4L86 3H89L88 5H89V7L88 8H92L90 5H92L93 7H94V5H95V3ZM100 1V0H99ZM101 1H103V0H101ZM166 1V0H165ZM206 2H209V4L207 5V6H205V8L204 9H201L202 10V13H204V11H206V10H208V9H210L211 10V12H210V14H209V12H208V15H210V16H208V15H206V16H204V15H201L202 13H201V11H200V9H199V11L200 12H198V8H197V6H196V4H198L197 2H195V3H192V5L194 6L193 8H191L190 10H189V12H191V13H194V14H198V13H200V14H198V15H195V20L199 23V25H202L203 26V28L204 29H206L207 28V31L209 32V34H210V36H212L213 38L215 37V34L214 33H212L213 32V27H214V32H215V30H216V28H218V32H217V30H216V36H220V35H222L223 37H221V38H223L224 39V37H226L227 35L226 34H228L229 32H231V33H229L228 35L229 36H227V38L229 37L230 38V40H232V39H238V37H240V36H242L243 37V39H244V43H241V44H243L244 46H246L245 47V50L246 51H248V52H246L247 54H248V62L249 63H251V64H249L248 66H247V68H253L252 70L255 72V70L257 69L258 70V74H260V72L262 73V72H264V33L262 32V31H264L262 28L264 27L263 25H264V23H261V27L260 26H258L257 24V26L255 25V23L254 22H252L253 21V14H251V13H249V11L248 10H245V8H239L241 11H242V9L244 10L243 12H240V13H237V11L235 10V9H232V8H230L228 5H227V3L225 2V1H219V0H205ZM29 2H31L30 4H33V5H31V6H29L30 4H29ZM104 2V1H103ZM160 0H158V1H156V3H157V5H159L160 3ZM105 3V2H104ZM159 3V4H158ZM165 3H168V1H166ZM164 3V4H165ZM94 4V5H93ZM72 5V6H71ZM76 5V6H75ZM156 5V6H157ZM196 6V7H195ZM196 8V9H195ZM77 9V10H76ZM40 10V11H39ZM57 10H58V8H57ZM182 10V11H181ZM179 9L178 8V10L177 11H179L180 13H182V12H184V10L183 9ZM196 10H197V12L198 13H196ZM103 12V13H102ZM244 12H246L245 14H244ZM248 12V13H247ZM261 12V11H260ZM259 12V13H260ZM264 12V11H263ZM263 12L261 13V16H262V14H263ZM91 14V16H90V14ZM94 13V14H93ZM100 13H102V14H104V16L102 15V14H100ZM243 13V14H242ZM99 14V15H98ZM211 14H212V17H211ZM251 14V15H250ZM241 15V16H240ZM244 15H245V17H244ZM248 15H250V16H248ZM82 16V17H81ZM87 18H86V17ZM93 16V17H92ZM251 16H252V18H251ZM263 16H264V14H263ZM35 17V16H34ZM245 18V20H244V18ZM246 17H248V18H246ZM249 17L252 19H249ZM64 18V19H63ZM84 19V21H83V19ZM88 18H90V19H88ZM91 18H98V19H96V22H95V19H91ZM104 18V19H103ZM248 19V20H247ZM91 20V21H90ZM93 20V21H92ZM246 20H247V22H246ZM250 20V21H249ZM46 21H47V17H44L43 19H40L39 21H36L35 23L36 24H43V23H46ZM62 21V22H61ZM100 21H102L101 22V24H100ZM88 22V23H87ZM107 22H109V21H107ZM252 22V23H251ZM90 23H92V24H90ZM104 23V24H103ZM205 23V24H204ZM250 25H249V24ZM63 24V23H62ZM204 24V25H203ZM230 24H231V26H230ZM252 24V25H251ZM88 25H90V26H88ZM217 25V26H216ZM254 25V26H253ZM213 26V27H212ZM229 26L231 27V29L229 28ZM250 28H249V27ZM211 27V28H210ZM234 27V28H233ZM260 27V28H259ZM90 28H92V29H90ZM256 29L255 31H253L254 29ZM79 29V30H80ZM219 29H220V31H219ZM227 29H229L228 31H226ZM257 29H259V30H257ZM49 30V29H48ZM48 30H45L44 32H42V34H41V32H39L42 36H44V40L40 43L41 44V47H42V49H44L45 51H50V50H53V49H55V47L57 46V45H59L60 47H66L68 44H69V40L70 39H72L71 37H74V34H72L71 36L70 35H67L66 37H64V35H63V37L62 38H60V39H55L51 34L50 35H48L49 34V31ZM209 30H211L212 32L210 33V31ZM232 30V31H231ZM225 31H226V33H225ZM247 31H249L248 33L249 34H247L246 32ZM258 31V32H257ZM62 34H63V32H61ZM239 35H238V34ZM40 34H38V33H36V34H34V36H35V38H37V37H39V36H41ZM208 34V33H207ZM244 34V35H243ZM245 34H246V36H245ZM36 35H37V37H36ZM165 35V33L163 34V36ZM3 37H4V39L5 40H7V35L5 34V35H2ZM79 37L80 36H82L81 34L80 35H78ZM77 36V37H78ZM232 38H231V37ZM233 36H234V38H233ZM3 37H0L1 38V40H0V43H3L4 42V39H3ZM211 37V38H212ZM248 37V42H246V38ZM81 38H84V39H82L83 40V42H88V41H85V40H87L85 37H81ZM210 38V37H209ZM210 38V39H211ZM252 38H254L255 40H254V42H256L257 40H259V42L257 41L256 43H254L253 42V40H252ZM226 39V38H225ZM250 39V40H249ZM257 39V40H256ZM261 40V41H260ZM71 43V42H70ZM82 44V47H81V45H75L76 47L78 46V47H80L79 49H78V47L76 48V47H74V46H70L69 47V49H67L68 47H66V51H65V53L64 54H62L63 56L65 55V58H63L62 56V58L61 57H59V59H60V61H59V59H58V62H64V61H67V60H70V59H72V60H77V61H79V59L80 60H84V58H82L83 57V55H84V50H86L83 46H87V44ZM207 45H203V44H201L200 46H198V47H195V48H193V49H190L189 50V48H187V46H185L184 44H181V43H176V45L174 46L175 47V49H176V51L178 50H180L179 51V53L177 54L178 56H182L181 58L182 59H184V55H185V58L186 59H184V60H182L181 58L178 60V62H180V63H184L185 62V60H186V62H185V65H187L188 63H190V64H193V66L191 65H187V66H189V68L190 69H192V68H194L195 69V71H194V69H192L194 72H196V74H198V75H195V76H191V75H189L188 76V74L189 73H187V71L186 70H184L183 68V70H180L179 69V71H181V73L178 71V73L179 74H182L183 76H186V80H185V78L183 77V76H181V77H183L184 78V81H185V83L183 82V84H184V86L182 85H180V91H182L183 92V98H184V100L182 101V100H175V101H173V105L172 106H174V108H176V104H177V106L179 107H177L178 108V110H180L181 111V108L183 109V106H186V107H184V108H187V105H189L188 107H189V115H190V117H183L184 116V112L182 113L181 112V116L179 115V116H177V115H175V116H173L174 117V119L175 118H179V117H181L180 119H181V121H180V119H176V120H173L172 119V117H168V113H165V109L163 108L162 110L160 109L159 110V108H156V109H154L151 113L150 112H148V113H144V114H142V113H138V112H134V113H131V116H132V118H130V119H127V120H124L125 118L123 117V116H125V114H127L128 113V111H129V108H128V106L126 105L127 104V102L125 103V102H122V100L120 99V95H118V93L116 92V90L115 89H113V87L115 86L112 82L111 83H107V81H109L110 79V76H112L113 75V79L112 80H114V78L116 79V78H118L119 76V78L122 80V78H121V75L123 76V74H124V78H123V80H125L126 78H127V80H129L130 82H132V80H133V78H135V80H137V79H139V77L142 75V73L144 72V71H146V70H148L149 68H150V66L153 64V62H155L154 60L156 59L155 58V56H157L158 55V52H154V54L153 53H151V51H150V53H151V55H145V56H149V57H146V59H147V61H146V59L144 60L142 57H144V55H143V53L140 55L139 54V51L138 52H136L135 50H134V53H133V55L135 54H137V58H136V56H133V59L135 60V62H133V60H132V57H130V55L132 54V53H126V54H124L126 51L124 50V48H121V49H118V46H116V45H112L111 46V48L110 49H112V47L115 49L116 47V51L114 50V49H112V51L114 50V55L116 54V56L117 55H119V56H117V57H111L109 60L111 61V62H113L114 60H115V58H117V61H118V59H119V64H118V66H117V64H116V67H118V68H125V69H122V71H121V69H118V70H120V72L122 73H120V72H118L117 70H115L112 66H114V64L113 63H111L109 60L107 61V62H109V65H110V67H108L109 65H108V63L106 62H104L105 64H106V66L104 65V63L101 65V66H99V64L97 63V62H99L100 61V59H101V57H99V56H101V55H99V54H101V51L102 50H100V53L98 52V54H97V57H96V59L98 60H96V64H95V68H98L99 69V67H100V72H102V70H104V74H105V77H102L103 78V80H105V82L107 83V85L106 84H104V85H106V86H108V87H106V86H102V91L100 90L99 92H94V90L96 91L97 89H95V88H92L91 86H93L92 85V81L90 80V79H88V80H86L87 78L86 77H83L84 78V80H86V81H81V78H78L79 77V74L81 73V70L83 69V67L84 66H86V64L84 63L83 64V67L82 66H78V68H79V70L77 69V67H76V70L78 71V73H75L74 71H76L75 70V68L74 69H72L71 67H68V68H66V70H68V72H67V76L65 77L66 79H68V80H66L65 78L63 79V83L60 85V90H62V91H65V89L67 90V91H71V92H73L74 93V91H75V94L77 93V89L75 90V89H73V90H71L70 88V86H74L73 84L75 83V84H79V87L80 88H82L81 89V92L79 91L80 90V88H78V94H77V97H75L76 95H72L71 96V100L72 101H75V102H79L80 104L82 103V101H83V104H81V106H80V104H78L79 106L75 109V113H76V116H74L75 115V113H74V115H73V117L74 118H76V119H78V120H80V118H81V120H84L85 121V123L86 122H88L86 125H88L86 128V130L85 129H83L82 130V134H87V135H98V139H99V144L97 145V146H95L94 148H91V150H92V152L90 151L89 152V154H87L88 153V151H86L85 152V150L87 149V148H85V150H84V148H83V146H81L80 148L81 149H83L84 150V154L86 155L87 154V156H85L84 157V154H83V157H84V162H87L88 163V165H90V164H93L92 166L90 165V166H88V167H90V168H88L87 169V167L85 168V169H87L86 171H88L89 172V174L87 173H85L86 171H84L85 169H83V167H85V166H83L82 164H85V163H83V160H82V158L83 157H81V160L79 159V157H80V155L82 156V153L80 154V155H75V154H77V152H76V150H75V152L76 153H74V149L75 148H71V145L70 146H66L70 151H69V153H67L68 152V149L67 148H65V147H63V148H65V149H67V151L65 150V149H63L62 148V146H61V149H63V152H64V150H65V152L66 153H64L63 154V152H62V150L60 151V153H59V151H58V153H57V149L56 150H54V152L56 151V153H54V152H52V150L49 148L50 147V143H49V141L48 142H45V140L43 139L44 137H43V135H42V131H40L39 129H37V128H31L29 131H28V133H30L29 135H28V133H27V135H28V139H29V141H30V143H29V150H30V148H31V150L32 151H29V153L31 154L30 155V157L32 158H34V159H36L37 160V157L39 156L40 157V155H41V160L39 159V157H38V163L40 164V166H39V164L37 165V168L38 169H36L33 173H31V175H29V177L27 178V180H26V182L24 183L25 184V186H26V189H29V188H34L33 187V184H35L34 186H35V189H32L33 190V192H34V190H36V189H38V191L36 190V192L33 194V192L31 191V189H29V190H26V191H22V192H24V193H22V192H20V196H19V193H18V195L17 194H15V195H13L14 196V199H17V200H19L20 199V201H23L24 200V203H26V204H22V206L24 207H22V208H20V210L24 213V217H25V215H26V217H28V216H33L34 217V219H32L33 217H31V218H25V219H27L28 220V222H30L29 223V225H26V226H28L29 228H33L32 230V234H33V232H34V235L35 234H37V236L35 235V237H37V239L35 240V237H34V239H32V237H33V235L31 234V229H30V232H27L28 231V229L26 230V228H24V226H23V229H22V232L23 231H25V233H24V235L22 236L21 235V238H20V240H19V247H21V251L19 250V252H20V255H22L23 254V252L25 251V252H28L29 250L28 249H30V251L28 252V253H26V255H28V260H29V263L31 264L33 261V263L32 264H60L61 263V261L60 260H66L67 262H65V261H63L64 263L63 264H84V262H89L91 259L93 260V259H95V262H94V260H93V262H92V260H91V262L89 263V264H99V261L100 260H102V258H99L100 256H101V254H102V256L101 257H103L104 259H106V260H104L105 262L107 261V260H110V262H104V261H101L100 263L102 264V262H104V264H114L115 263V261H117L119 258V260H118V263L117 264H142L141 262H142V260H144V258H147V256L149 257V259H151V262L149 261V263L148 262H146V260L148 259H146L145 261H143V262H146V264L148 263V264H158V261L160 260V262L161 261H163L164 259V261L162 262V263H164L165 261H168L169 262V260L170 261H172V262H167V264H171V263H174V261H175V263L174 264H178V262H179V264H180V262H182L183 264H196V261H194L193 259H195L194 257H196V255L194 256L193 254H192V252H199V254L201 255V253L204 251V252H207V253H204V255H203V253H202V255H203V258L205 257V259L207 260V259H209V261L207 260L206 262H209V263H212V264H225L226 263V256L228 257V258H231V255H233L232 256V258H233V262H234V260H236V259H234L235 257H234V254H232V253H235L236 252V248L235 249H233L232 248V245H233V247H234V245H236L237 244V242L238 241H236V240H234L235 238H237V236H238V234H237V232H236V234L235 235H232V234H234V233H230L229 231H223V233H224V235H225V233L227 234V235H229L228 236V238H227V240L225 239L226 237H227V235L226 236H224V235H222L223 233H222V230L220 231L219 229H221L222 227H223V222L222 221H220V220H218V219H216V220H214L215 218H214V216H211V215H207L206 214V216H207V218L205 219V212H203L202 210H200V209H195L196 207L194 206L195 204H194V197L196 196L195 194H193V193H191L192 192V188H193V186L195 185V187H194V189L193 190H195L198 194H205V192H207L206 194H209L208 193V191H210V190H208V188H209V185H208V182H209V178H215L217 175H216V173L217 172H219V171H217V170H219V168L218 167H216L215 168V166H218L219 164V159H215V158H213V157H211V156H205L204 154H202V153H205V152H207V151H212L213 152V150L212 149H216L215 151H217V152H220L219 150H223L224 149V151H225V148H227V150L230 152L231 150H229L228 149V147H225L226 145L224 144V140L230 135V136H233L235 139H237L236 141H238L237 143V145H238V147H240V148H238L237 146V148L235 147L234 149H233V151H236V152H238L237 150L238 149H240V151H242L244 148H246V149H244L243 151H245V150H254L255 148L257 149H260L259 147H260V145H261V147L263 146V148H264V142L262 143L261 142V140H262V136H264V135H262V130H263V127H264V121H261L260 120V118L261 119H263L264 120V111H263V109H261L262 107L264 108V99H261V98H264V84H263V81H264V73H262V74H260V76L258 75L257 76V73L255 72V74L253 75V74H250L251 75V78L249 77V73H247L246 74V72L244 71V76H243V78H244V83L246 82V79H248L249 78V81H250V79H252V76H253V79H254V76H255V79L258 77V78H260L261 77V75L263 76V78L261 77V80H262V82H260V79H256V81H255V79L252 81H250L249 83L248 82H246V84L247 85H245L244 86V88H246V89H244L243 88V85L241 86V84H239L240 86L239 87H235L234 88V90H232L231 89V87H225V86H222L221 84H220V82H222V81H219V82H216V81H218L217 79H213V78H210L211 80H208V78L211 76H209V75H207L208 73V71L210 70H214V69H211V68H215V66H218V65H220V64H225V63H227L228 64V61L227 60H223V61H215L214 60V58L213 57H211L213 54H214V57L216 56V55H218V54H220V52L222 51V52H227L228 54H229V56L231 55V57L234 55V54H236L235 52H232L231 51V49L235 46V45H238V44H240V43H236L235 44V42H232V43H228L227 44V46L226 45H216V44H214V43H216V42H209V41H207ZM222 43H224V42H222ZM247 44V45H246ZM208 45H212V46H210V48H209V46ZM85 46V47H86ZM115 46V47H114ZM215 46V47H214ZM232 46V47H231ZM180 47H182V48H180ZM213 47V48H212ZM228 47V48H227ZM75 48H76V50H75ZM187 48V49H186ZM230 48V49H229ZM248 48V49H247ZM4 50L3 52H1L2 50ZM120 50L121 51V53H119L120 51H118V50ZM122 49H123V51H122ZM142 51H144L145 53H148V49L147 48H144V50H143V48L141 47L140 48ZM147 51H146V50ZM185 49V50H184ZM211 49H212V51H211ZM214 49V50H213ZM0 55H1V57H0V67L2 68V70H1V68H0V70H1V72H0V83H2V82H4L5 81V76L6 75H4V74H7V73H5V71L7 72V70H5L4 68H6V67H8L7 69H9V67H12L13 65L12 64H14L13 62H18L21 58H24V57H26V55H27V52H28V49H26L25 48V46L23 45V46H20V47H18V51H17V53H12V54H10V53H8L7 52V49H4V48H0ZM68 50V51H67ZM79 50H82L81 52L79 51ZM188 50V51H187ZM227 50V51H226ZM71 51H73L72 53H74V55H72L71 54ZM156 51V50H155ZM177 51V52H178ZM183 53H182V52ZM196 51V52H195ZM262 53H261V52ZM78 52H79V54H78ZM83 52V53H82ZM123 52V53H122ZM127 52H133V51H127ZM136 52V53H135ZM181 52V53H180ZM194 52V53H193ZM206 52V53H205ZM217 52H218V54H217ZM221 52V53H222ZM257 52V53H256ZM5 53V54H4ZM6 53L7 54H9L8 56H5L6 55ZM68 53H69V55H68ZM156 53V54H155ZM192 53V54H191ZM196 53V54H195ZM200 53H203V54H200ZM211 53V54H210ZM213 53V54H212ZM232 53H233V55H232ZM4 54V55H3ZM81 54V57L79 58V55ZM124 57H122L121 55ZM195 54V55H194ZM216 54V55H215ZM252 54H253V56H252ZM260 54V55H259ZM76 55H78V57L76 56ZM129 55V56H128ZM138 55H139V57H138ZM197 55V56H196ZM199 55V56H198ZM9 56H11V57H9ZM14 56V58H12ZM68 56V57H67ZM121 56V58H119ZM129 58H131V59H127V57ZM132 56V55H131ZM151 56V57H150ZM191 56L193 57V58H191ZM260 56V57H259ZM4 57V58H3ZM10 59H9V58ZM74 59H73V58ZM135 57V58H134ZM155 58V59H152V61H151V65L149 64V62H150V58ZM197 57H199L200 59H202V61H204V63L205 62H208V63H206V68H205V66H203L202 67V70L204 69V71H201V69L199 68H197V66H196V64L198 63V61L200 60L199 58L197 59ZM67 58V59H66ZM82 58V59H81ZM125 58L127 59V60H125ZM139 58V59H138ZM145 58V57H144ZM205 58H206V60H205ZM213 58V59H212ZM251 58V59H250ZM6 59V60H5ZM61 59H64L63 61H61ZM112 59H113V61H112ZM123 59V60H122ZM142 59L145 61V63L143 64V63H140L141 65H137V62L139 63L140 62V60L142 61ZM210 59V60H209ZM211 59H212V61H211ZM7 60H9V63H8V61ZM120 60H121V62H123L122 64L124 65V67H123V65H121V63H120ZM128 60H130V62H132V63H130ZM137 60V61H136ZM188 60V61H187ZM193 60V61H192ZM196 60V61H195ZM256 60V61H255ZM8 63V64H6V62ZM95 61V60H94ZM124 61H127L126 63L124 62ZM144 61H142V62H144ZM262 61V62H261ZM80 62V61H79ZM115 62V61H114ZM146 62H148V63H146ZM193 62H195V63H193ZM211 62V63H210ZM214 62V65H211L212 63ZM221 62V63H220ZM225 62V63H224ZM3 63V64H2ZM12 63V64H11ZM43 63V62H42ZM125 63V64H124ZM127 63H128V66H127ZM135 63H136V65H135ZM166 63H168L167 65H165L164 66V68H166V70H167V72L168 71H170L171 69H172V67L173 66H170V64H169V61L168 62H166ZM182 63V64H183ZM220 63V64H219ZM98 64V65H97ZM113 64V65H112ZM132 65V66H130L131 68H129V65ZM133 64H134V66H133ZM144 65V67H143V65ZM145 64H147L148 65V69H147V65H145ZM208 64V65H207ZM217 64V65H216ZM227 64H225V65H223L222 67L223 68H230V67H232V65L231 66H229V64H228V66H227ZM1 65H3V67L1 66ZM7 65V66H6ZM9 65H11V66H9ZM128 67L127 69H126V66ZM247 65V64H246ZM245 65V66H246ZM44 66H45V64L43 63V66H42V69L44 68ZM97 66V67H96ZM105 66V67H104ZM140 66H141V68H140ZM167 66V67H166ZM194 66H196V67H194ZM208 66H209V68H208ZM211 66H213V67H211ZM224 66H226V67H224ZM82 67V68H81ZM114 69H112V68ZM134 67H137V68H135L134 69ZM145 69V70H143V68ZM146 67V68H145ZM140 68V69H139ZM209 70H208V69ZM256 68V69H255ZM260 70H262V71H260ZM81 69V70H80ZM109 69H110V71H109ZM112 69V70H111ZM134 71H133V70ZM139 69V70H138ZM142 69V70H141ZM4 70V71H3ZM108 70V71H107ZM125 70H127V71H124ZM130 70V71H129ZM160 70L162 71V69L160 68ZM197 70H200V71H197ZM206 70H208L207 72H206ZM51 71H52V69H51ZM53 71H54V69H53ZM79 71H80V73H79ZM138 71H140V74H136ZM111 72V73H110ZM116 72H117V74L119 73V74H121V75H117L116 74ZM124 72V73H123ZM129 72H131V75H133L134 73L136 74H134V76H132V79H131V76L129 75ZM134 72V73H133ZM167 72H165L164 74L166 75L167 74ZM200 72H203L204 74L206 73V75L204 76V74L202 75V74H200ZM4 73V74H3ZM68 73H69V75H68ZM75 75H74V74ZM103 73V72H102ZM108 73V74H107ZM113 73H115V74H113ZM133 73V74H132ZM139 73V72H138ZM169 73V72H168ZM185 73V74H184ZM71 74V75H70ZM77 74V75H76ZM104 74H103V76H104ZM109 74H111V75H109ZM200 74V75H199ZM108 75V76H107ZM116 75V76H115ZM128 75H129V77H128ZM202 75V76H201ZM245 75L248 77H246V79H245ZM75 76H77V77H75ZM115 76V77H114ZM136 76V77H135ZM193 77V79H191V77ZM209 76V77H208ZM1 77H3V78H1ZM205 77V78H204ZM76 79H78L79 81H81V82H79L78 80H76ZM106 79H108L107 81H106ZM191 79V80H190ZM213 79V80H212ZM219 80H220V78H218ZM66 80V81H65ZM135 80H133L134 82H135ZM196 81V83H195V81ZM203 80V81H202ZM208 80V81H207ZM214 80H216L215 82H214ZM241 80V79H240ZM259 80V81H258ZM2 81V82H1ZM28 82V83H30L31 84V82L33 81V80H28V79H26V77H23L21 80H19L18 81V83L17 84H15L13 87H12V92H19L20 90H22L21 89V84L23 83V82ZM74 81V82H73ZM76 81V82H75ZM77 81H78V83H77ZM190 81V82H189ZM209 82V83H207V82ZM248 81V80H247ZM255 81V82H254ZM258 81V82H257ZM110 82V81H109ZM189 82V83H188ZM211 82H214L213 84L211 83ZM67 83V84H66ZM69 83V84H68ZM80 83H82L81 84V86H80ZM210 83H211V85L213 86V85H218V87H219V85H221L220 87H222V89L219 87H216V90H218L219 89V92L218 91H216V92H214V94H213V91H212V89H213V87L210 85ZM219 83V84H218ZM262 83V84H261ZM63 84H65V85H63ZM185 84H188V85H185ZM190 84V85H189ZM194 84V85H193ZM207 84V85H206ZM249 84V85H248ZM251 84V85H250ZM89 85H90V88H89ZM200 87H199V86ZM209 85V86H208ZM256 85V86H255ZM63 86V87H62ZM65 86H66V88H65ZM78 85H76V87H77ZM195 86V87H194ZM211 86V87H210ZM86 87V88H85ZM183 87V88H182ZM185 87V88H184ZM190 87V89L192 88V90H190V89H188ZM224 87V88H223ZM106 88H108V89H110V90H108V89H106ZM198 88V89H197ZM212 88V89H211ZM182 89V90H181ZM187 89V91H185ZM196 89V90H195ZM210 89V90H209ZM226 89V90H225ZM230 91H229V90ZM238 89V90H237ZM241 89H243V90H241ZM233 92H232V91ZM109 91H110V93H109ZM115 92L116 93V95H114V94H112V92ZM162 91V90H161ZM191 92V93H189V92ZM194 91V92H193ZM228 91V92H227ZM239 91V92H238ZM256 91H258V92H256ZM85 92V93H84ZM88 92V93H87ZM95 94H93V93ZM188 94H187V93ZM221 92V93H220ZM225 92V93H224ZM252 92V93H251ZM254 92H256V93H258V96L259 97H257V96H253L255 93ZM260 92V93H259ZM92 93V94H91ZM162 93V92H161ZM160 93V94H161ZM185 93V94H184ZM200 93H201V95H200ZM226 93H229V95L228 94H226ZM250 93V94H249ZM82 94V96H80ZM113 95V97L114 96H116L115 98H110V97H112V95ZM190 94H191V96H190ZM195 94V95H194ZM218 94V95H217ZM221 96H220V95ZM231 94V95H230ZM234 94V95H233ZM252 94V95H251ZM261 94V95H260ZM91 95V96H90ZM110 95V97H108V96ZM164 95V94H163ZM187 95V96H186ZM209 95H210V99H209ZM213 95H215L216 97H215V99H214V96ZM240 95V96H239ZM247 95V96H246ZM251 95V98H249V96ZM263 95V96H262ZM80 96V98H78ZM87 96V97H86ZM106 96V97H105ZM185 96L187 97V98H189L188 99V104H187V102L185 101ZM208 96V97H207ZM232 96V97H231ZM242 96V97H241ZM243 96H246L247 98L245 99ZM43 97L44 96H42V100H43ZM75 97V98H74ZM89 97V98H88ZM100 97V98H99ZM103 97V98H102ZM119 97V98H118ZM223 97H226L225 99L223 98ZM239 100V99H241V100H236L235 102H233L236 98ZM241 97V98H240ZM261 97V98H260ZM98 98V99H97ZM191 98V99H190ZM192 98L194 99V100H192ZM219 98H221V99H219ZM233 98V99H232ZM244 98V99H243ZM260 98V99H259ZM81 99H82V101H81ZM88 101H87V100ZM106 99L109 101V103H107V101H106ZM112 99V100H111ZM116 99V100H115ZM118 99H120L119 101H118ZM219 99V100H218ZM225 101H224V100ZM226 99H227V101H226ZM41 100V101H42ZM95 100V101H94ZM127 100V99H126ZM232 100V102H230ZM246 100V101H245ZM250 100V102H251V104H250V102L248 103L247 101H249ZM104 101V102H103ZM115 103H114V102ZM121 101V102H120ZM181 101H182V103H181ZM192 101V102H191ZM255 101V102H254ZM21 102L23 103V107L24 108H26L28 105H31V104H35L36 103V101H34L33 99H30V98H24V99H22L21 100ZM103 102V103H102ZM112 102V103H111ZM177 102V103H176ZM180 104H179V103ZM184 102H186V104L184 103ZM219 102V103H218ZM226 102H228L229 104H227ZM243 102V103H242ZM261 102V103H260ZM263 102V103H262ZM100 103V104H99ZM116 104V105H114V104ZM121 103H124L123 105H121ZM194 103L195 105L193 106L192 104ZM197 103V104H196ZM222 103H223V105H222ZM226 103V104H225ZM231 103V104H230ZM235 103V104H234ZM240 106H237V104ZM87 104V105H86ZM91 104V108L89 107V105ZM111 106H110V105ZM121 106H120V105ZM175 104V105H174ZM182 104V105H181ZM185 104V105H184ZM233 104V105H232ZM242 106H241V105ZM258 105V107H257V105ZM86 105V106H85ZM97 105H99V106H97ZM110 106V108H109V106ZM192 105V106H191ZM224 105H226V106H224ZM230 106L231 107V105H232V107L234 108L233 110L231 109L230 110V108L228 107V106ZM244 105V106H243ZM247 105H249V107L247 106ZM254 105H256V106H254ZM94 106H97V108L96 107H94ZM100 106H101V108H100ZM115 106V107H117V108H115L114 107V109L112 110L111 108H113V107ZM180 106H182V107H180ZM252 106H254L253 107V109H252ZM260 106V107H259ZM79 107H81V109H79ZM86 107V108H85ZM103 107V108H102ZM201 107V108H200ZM208 107V108H207ZM221 107V108H220ZM226 108V110H225V108ZM235 107H237V108H235ZM242 107V109L244 108L245 110H242V109H240ZM247 108V110H246V108ZM255 107H257L258 109H260V110H258V109H254ZM22 108V107H21ZM91 109H93V111L91 110V112H90V110ZM109 110H108V109ZM162 108V107H161ZM198 110H197V109ZM217 110H216V109ZM227 108L229 109V111H231L232 113H235V114H237L239 111L240 112H243V114L241 113V114H237V116L236 115H234V117L236 116V118H233V121H231V119H230V122H229V117L231 118V116L233 117V114L232 113H228V111H227ZM78 109V110H77ZM94 109H96L95 111H94ZM116 109V110H115ZM190 109H191V111H190ZM215 109V110H214ZM220 109V110H219ZM237 109V110H236ZM249 109V110H248ZM79 110H81L80 112H79ZM100 110V111H99ZM108 110V111H107ZM112 110V111H111ZM114 110H115V112H114ZM164 110V111H163ZM212 110V111H211ZM225 111V112H227L228 114H229V116H228V114H224L223 116L221 115V113H224L223 111ZM236 110V111H235ZM254 112V114H252L253 112ZM258 110V111H257ZM22 111H24L23 110V108H22ZM21 111V112H22ZM83 111V112H82ZM97 111H99L98 113H97ZM110 111L112 112L111 114H110ZM161 113V111H162V114H160L159 112ZM193 111V112H192ZM215 111H216V113H218L219 115H221L222 117H220V119L219 118H216L215 117V115H217L216 113H215ZM235 111V112H234ZM238 111V112H237ZM249 113H248V112ZM263 111V113H261L260 114V112H262ZM83 113L82 115H80V113ZM108 114H107V113ZM118 112V113H117ZM156 112V113H155ZM157 112H158V114H157ZM207 112V113H206ZM221 112V113H220ZM104 113H106L107 115L105 116V114ZM139 114L138 115V121H137V119H136V117H137V115L135 116V114ZM165 113V114H164ZM193 113V114H192ZM246 113H248V114H246ZM97 116V118L96 117H94L95 115ZM101 114H104V116L105 117H103V115H101ZM112 114H115L114 115V117L112 118ZM142 114V115H141ZM164 114V115H163ZM192 114V115H191ZM232 114V115H231ZM255 114H256V118L254 119V117H255ZM79 115V116H78ZM92 115V116H91ZM120 115V117H117V116H119ZM122 115V116H121ZM145 115V116H144ZM163 115V116H162ZM194 115V116H193ZM239 115H241L240 117H242L243 119H241L240 117H239ZM244 115H246L245 117H243ZM249 115H252V116H249ZM258 115V116H257ZM262 115V116H261ZM86 116V117H85ZM98 116H99V118H101V119H99L98 118ZM110 116V117H109ZM148 116V117H147ZM159 116H161V119H160V117ZM192 116V117H191ZM249 116V117H248ZM84 117V118H83ZM94 117V118H93ZM123 117V118H122ZM143 119H142V118ZM149 117H150V119H149ZM164 117V118H163ZM168 117V118H167ZM227 117V118H226ZM254 119H252V118ZM86 118V119H85ZM118 118H120V119H118ZM145 118V119H144ZM153 118H154V120H153ZM172 120H171V119ZM182 118H185L186 120H188L187 121V124L188 123H190V121H191V123L189 124V126L192 124V123H195L194 124V128H192V126H190V127H187L186 125L184 126L183 124L185 123L184 121L182 122ZM188 118V119H187ZM189 118H191V119H189ZM196 118V119H195ZM207 118V120H204V119H206ZM250 118V119H249ZM92 119H93V121H92ZM103 119H104V121H103ZM139 119H140V121L141 120H143V121H141V122H139ZM147 119V120H146ZM158 121H157V120ZM165 119H167L168 120V122H170V123H172L173 122V124H168L167 123V121L165 120ZM194 121H193V120ZM208 119H210V121H212V122H209V120ZM212 119V120H211ZM216 119H218L217 121H215ZM222 119V121H223V123L221 122V121H219V120H221ZM235 119H236V121H235ZM251 120V121H253L255 124L258 122V123H260V124H257L256 126H254L253 127V125L254 124H251L252 126H251V129L250 130H252V132L249 130V128L250 127H248V126H250V124H248V122L249 123H251V121H248V120ZM256 119H258L257 121H256ZM98 120H99V123H98ZM106 120V121H105ZM119 120V121H118ZM121 120V121H120ZM134 120V121H133ZM151 120V121H150ZM190 120V121H189ZM204 120V121H203ZM213 120H214V122H216V123H218V124H220L219 125V128L221 127V125H223V124H228L227 126L226 125H224L225 126V128H224V126H222V128H218V126L217 125H214V122H213ZM226 120V121H225ZM239 120V121H238ZM241 120H244V121H241ZM248 121V122H246V121ZM90 121V122H89ZM96 123H95V122ZM102 121V122H101ZM108 121H112V123L110 124V123H108ZM122 121H124V122H122ZM125 121H126V123H125ZM133 121V122H132ZM144 121H146V122H144ZM150 121V122H149ZM154 121V122H153ZM163 122L162 124H160V122ZM200 121V122H199ZM203 121V122H202ZM207 123H206V122ZM114 122H117V123H114ZM134 122H136V123H134ZM139 122V123H138ZM144 122V123H143ZM158 122V123H157ZM164 122H166V123H164ZM179 122V123H178ZM197 122V123H196ZM209 122V123H208ZM235 124H234V123ZM237 122V123H236ZM243 122V123H242ZM252 122V123H253ZM263 122V123H262ZM101 123V124H100ZM120 123H122V125L120 124ZM145 123H146V125H145ZM149 123H150V125H149ZM199 123H201V124H199ZM206 123V124H205ZM211 123H213V125H210ZM215 123V124H216ZM240 123H241V125H240ZM103 124H106V125H103ZM114 124H115V127H114ZM117 124V125H116ZM126 124H128V125H126ZM155 127H152V125ZM155 124V125H154ZM181 124V125H180ZM196 124L198 125L197 126V128H196ZM203 124H205L204 126H205V128H203L204 126H202ZM210 126H209V125ZM230 124V125H229ZM236 124H237V127H236ZM242 124H243V126H247V129H246V127L244 128L243 126H242ZM246 124H248V125H246ZM73 124H68V128H70L69 130H70V133L69 134H66V136L65 135H62V136H60L61 138H62V141L63 142H69L70 140H74L75 138L77 139V137H79L80 138V136H77V135H75L74 134V132L75 133H80V130L78 129L77 131H74V129H76L75 128V126L73 125ZM91 125V126H90ZM102 125V126H101ZM133 125V126H132ZM138 125V126H137ZM141 125H142V127H141ZM148 125V126H147ZM159 125V126H158ZM166 125V126H165ZM177 125V126H176ZM180 125V126H179ZM200 125H201V128H203L204 129V132H203V129H201L200 128ZM261 125H263V126H261ZM94 126V127H93ZM97 126V127H96ZM103 126H105V127H103ZM122 126L124 127V128H122ZM148 128L149 126L151 127V129H146V131H148V132H146L145 131V128ZM168 126V127H167ZM170 126V127H169ZM174 126H176L175 128H174ZM207 126H209V128L208 129H206L207 128ZM217 126V127H216ZM231 126H232V128H231ZM241 126V127H240ZM261 128H260V127ZM93 127V128H92ZM121 129H120V128ZM138 127V128H137ZM172 127L174 128L173 130H172ZM182 127V128H181ZM184 127H186V128H189V129H186V128H184ZM199 127V128H198ZM210 127H211V130H212V127H213V132L214 133H216V134H220L221 132V134L219 135L220 137H218V135L216 136L214 133L213 134H211L212 133V131L210 130ZM72 128H74V129H72ZM98 128V129H97ZM125 128H126V130L129 132V130H131L129 133H127V131L125 130ZM135 128V129H134ZM152 128H153V131H151L152 130ZM164 128V130H166V131H162V129ZM168 128V129H167ZM191 128V129H190ZM218 130L219 129V132L216 130V129ZM227 128H228V130L230 131H228L227 130ZM253 128H259L258 130H255V129H253ZM37 129V130H36ZM109 129V130H108ZM155 129V130H154ZM184 129H186V130H184ZM192 129L194 130V131H192ZM195 129H197L196 130V132H195ZM199 129V130H198ZM206 129V130H205ZM222 129V130H221ZM225 129V130H224ZM245 129H246V131H245ZM34 130V131H33ZM87 130H89V131H87ZM117 130V131H116ZM143 130V131H142ZM189 130V132H192V134H190L189 132H187ZM201 130V131H200ZM207 130H210V131H207ZM235 132H234V131ZM243 130V131H242ZM39 131V132H38ZM100 131V132H99ZM103 131H105V133L103 132ZM108 131V132H107ZM114 131H116L117 133H114L113 135H112V133L114 132ZM123 131V132H122ZM125 131V132H124ZM137 131V133H135ZM144 133V135H143V133ZM150 131V132H149ZM171 131H172V133H171ZM206 131H207V134H206ZM217 131V132H216ZM221 131V132H220ZM227 131V132H226ZM241 131V133H239V132ZM245 131V132H244ZM254 131V132H253ZM260 133H259V132ZM90 132V133H89ZM91 132H92V134H91ZM98 132V133H97ZM104 133V135H102L103 133ZM106 132H107V134H106ZM120 132V133H119ZM132 132H134V134H136V137L134 138V134L132 133ZM140 132V133H139ZM155 132V133H154ZM179 132V133H178ZM184 132H187L188 134H190L189 136H188V134L186 133H184ZM229 132V134H227ZM233 132V133H232ZM237 132L239 133V134H241L242 136H244L245 135V137L246 138H243L241 135H239V134H237ZM244 134H243V133ZM252 134L251 136H249V134L250 133ZM264 132V131H263ZM34 135H33V134ZM38 133V134H37ZM73 133V134H72ZM142 133V134H141ZM147 133V134H146ZM151 134V135H149V134ZM158 133V134H157ZM176 133V134H175ZM180 133H181V135H180ZM202 133H204V134H202ZM257 133H259V134H257ZM32 134V135H31ZM99 134H101L102 136H104V137H102L101 135L99 136ZM116 134H118L117 136H118V140H117V136H116ZM121 134V135H120ZM132 134V135H131ZM155 134V135H154ZM173 134H175V135H173ZM184 134L187 136V138H185V137H183L184 136ZM223 134H225V136H227V137H225ZM257 136H259V137H257ZM36 135H37V137H36ZM68 135H70L69 137H68ZM71 135H72V137H71ZM108 135V137H106ZM137 135H138V137H139V139H138V137H137ZM141 135L142 136H144V137H142L141 138ZM183 135V136H182ZM207 135V136H206ZM211 135H212V137H211ZM238 135V136H237ZM257 138H255L254 136ZM31 136H34V138L36 137V139H34L33 137L31 138ZM40 136V137H39ZM116 136V137H115ZM152 136V137H151ZM157 137V139H155V137ZM161 136H162V138H161ZM164 136V137H163ZM169 138H168V137ZM179 136H180V138H179ZM182 136V137H181ZM196 136V137H195ZM221 136H224V137H222L221 138ZM261 136V137H260ZM39 137V138H38ZM43 137V138H42ZM103 139H102V138ZM110 137V138H109ZM147 137V138H146ZM161 139H159V138ZM166 137V138H165ZM210 139H209V138ZM214 137H215V139H214ZM240 137V138H239ZM242 137V138H241ZM248 137V138H247ZM254 137V139H256V141L254 140V139H251V138H253ZM38 138V139H37ZM41 138V139H40ZM73 138V139H72ZM102 140H101V139ZM104 138H105V140H104ZM114 138V139H113ZM121 140H120V139ZM153 138V139H152ZM179 138V139H178ZM187 139V140H184V139ZM194 138V139H193ZM202 138H203V140H202ZM224 138V139H223ZM252 140V141H255V142H252L250 139ZM258 138H259V140H258ZM81 139V138H80ZM110 139H112V140H114V142L112 143V141L110 140ZM116 139V140H115ZM128 139H131V140H128ZM163 139V140H162ZM177 141H176V140ZM180 139L182 140V141H180ZM207 139V140H206ZM209 139V140H208ZM234 139V140H235ZM239 139H241L240 141H239ZM79 140V139H78ZM120 140V141H119ZM124 140V142H122ZM136 142H135V141ZM139 140L141 141V142H139ZM146 140V141H145ZM152 140H154V141H152ZM159 142H158V141ZM173 140L174 141V144H171L172 142L171 141ZM202 142H201V141ZM215 140H217L216 142H221L220 143V145H222V146H224V147H220V145L218 144V143H216L215 142ZM243 140V141H242ZM245 140V141H244ZM247 140V141H246ZM263 140H264V137H263ZM262 140V141H263ZM101 141H103V144H102V142ZM116 141H119L118 143L116 142ZM132 141H134V142H132ZM144 141V142H143ZM164 141V142H163ZM179 141V142H178ZM187 141V142H186ZM191 141H193V142H191ZM197 141V142H196ZM207 141H209V142H207ZM211 141H212V143H211ZM223 141V142H222ZM251 141V142H250ZM261 142V144L259 143V142ZM101 142V143H100ZM123 144H122V143ZM147 142H149V145H148V143ZM152 142V143H151ZM156 142V143H155ZM158 142V143H157ZM180 142H181V144L184 146H182L181 144H180ZM182 142H184V144L186 145V144H190V147H188L187 145H186V148L188 149H186V153H189L188 155L185 153V145L182 143ZM186 142V143H185ZM189 142V143H188ZM203 142H205V143H203ZM215 142V143H214ZM246 142H248V143H246ZM104 143H106V145H108V146H106V145H104ZM124 143H125V147H124ZM143 143H144V145H143ZM151 143V144H150ZM170 143V144H169ZM176 143H178V144H176ZM195 145H194V144ZM207 143H210L211 144V146H210V144H208L209 145V147L211 148L212 146V148H211V150H209L210 148L209 147H207L206 149V151L204 150L205 148V144H206V146H208L207 145ZM241 143V144H240ZM243 143H245V144H243ZM249 143H253L252 145L251 144H249ZM254 143H256V144H254ZM258 143V144H257ZM33 144H35L34 146H32ZM112 144H117L116 146H112ZM128 144H129V146H128ZM161 144V145H160ZM192 144H193V146H192ZM203 144V145H202ZM213 144V145H212ZM216 145V148H214L215 147V145ZM217 144L219 145V147L217 148ZM263 144V145H262ZM37 145V146H36ZM44 146V148H45V150H43V148L42 147H38V146ZM104 145V146H103ZM110 145H111V147H110ZM120 145V146H119ZM138 147H140V148H138ZM161 147H160V146ZM164 145H166L165 147H164ZM170 145V146H169ZM173 145V146H172ZM174 145H176L175 146V148L176 149H174ZM178 145V146H177ZM197 145V146H196ZM245 145V146H244ZM250 145V147H248ZM254 145H256V146H254ZM74 146V145H73ZM101 147V146H103L104 148H105V146H106V149H104L103 147V149H99V147ZM144 146V147H143ZM172 146V147H171ZM247 146V147H246ZM259 146V147H258ZM33 147H35V148H33ZM96 147H98L97 149H96ZM124 147V148H123ZM134 147H136V148H134ZM142 147V148H141ZM146 147V148H145ZM148 147V148H147ZM151 147H153V148H151ZM179 147H183V148H180V149H178ZM192 147V148H191ZM196 147V148H195ZM199 149H198V148ZM40 150H42V151H40L39 152V149ZM57 148V147H56ZM60 148V147H59ZM76 148H78V147H76ZM117 148V149H116ZM161 150H160V149ZM165 148H167V149H165ZM173 148V149H172ZM37 149V150H36ZM71 149L73 150V151H71ZM149 149V150H148ZM156 149H158V151L155 150ZM165 149V150H164ZM183 149V150H182ZM198 150V151H193V150ZM219 149V150H218ZM237 149V150H236ZM13 151V149H10L9 148V150L8 151ZM49 150V151H48ZM97 150H99V151H97ZM102 150V151H101ZM116 150V151H115ZM118 150V151H117ZM126 150H132V151H130L129 152V154H128V151H126ZM146 150V151H145ZM156 152H154V151ZM165 151L164 152V155H162L163 154V151ZM176 150V151H175ZM190 150V151H189ZM194 152V154H193V152ZM200 150V151H199ZM227 150L225 151V152H227ZM46 153H44V152ZM47 151V152H46ZM96 151V153H94ZM134 151H136L135 153H134ZM141 151L142 152H150L149 153V155H148V157L150 158V159H153L154 160V158H156L154 161H149V159L148 158H146L147 156H145V157H143V159H142V153H141ZM153 151V152H152ZM180 151V152H179ZM204 151V152H203ZM223 151V154L225 153ZM38 152V153H37ZM71 152H73V154L71 153ZM98 152V153H97ZM99 152H100V154H99ZM104 153V155H103V153ZM116 152H117V154H116ZM140 152V153H139ZM161 152V153H160ZM174 152H175V154L176 155H174ZM183 152H184V154H183ZM199 152H200V154H199ZM222 152V151H221ZM229 152H227V154L225 153L224 154V156H223V154L222 155H220V157H218V158H221V159H223V161H224V158L223 157H225V156H227V158L226 159H228L229 158ZM40 153V155H38ZM48 153V154H47ZM50 153V154H49ZM91 153V154H90ZM110 153V154H109ZM137 153L139 154V155H137ZM153 153V154H152ZM165 153H167L166 154V156H165ZM181 155H179V154ZM184 155L183 156V158H181L182 157V154ZM229 153V154H228ZM38 155V156H36V155ZM62 154V158H65L66 159V155L67 156H69V158H71L70 156H72V155H74V156H79L78 157V159L81 161V163H78V164H80V166H81V168L83 169V170H81V168H80V166L77 164V159H75L76 160V163H75V160L74 159H72L73 158V156H72V158H71V161L73 162V163H71L70 162V160L68 159V157H67V159L65 160V159H63V161L65 160V162L63 163V162H61L62 161V158H60L61 155ZM68 154H72V155H68ZM94 154V155H93ZM112 154V155H111ZM122 154H124V155H126V154H128V155H130L131 154V157L132 156H139V157H134V158H138L137 159V161L135 162V164L136 163H138V164H133V166H142V164L145 166H143V167H140L139 168V170L137 171V169H133L132 170V174L129 172V173H125L126 171V166L125 167H123L124 165H120V166H118V167H110V168H107L106 170H104V171H98V169H100V166L98 165V163L97 162H99V161H101V160H106V159H114V158H116V157H118V158H120V155H122ZM133 154V155H132ZM141 154V155H140ZM156 154V155H155ZM159 156H158V155ZM169 154V155H168ZM200 155V157H199V155ZM45 155V157H43V156ZM55 155V156H54ZM56 155H58V156H56ZM63 155H65V157L63 156ZM97 155V156H96ZM151 155H152V157H151ZM160 155L161 156H163L162 157V160L160 159L161 157H160ZM172 156V158H171V156ZM187 155V156H186ZM191 155H193L196 159H194V161H193V158L194 157H192ZM35 156H36V158H35ZM53 156V157H52ZM89 156V157H88ZM110 156V157H109ZM116 156V157H115ZM156 156V157H155ZM180 158H179V157ZM189 156V157H188ZM199 158H198V157ZM202 156V157H201ZM231 156V155H230ZM56 157H59V158H57L56 160H55V158ZM122 157H124V156H122ZM130 157V156H129ZM128 157V158H129ZM160 157V158H159ZM178 157V158H177ZM184 157H186V158H184ZM207 158V160H206V158ZM212 158V160H211V158ZM53 158V159H52ZM74 158H76V157H74ZM96 158V159H95ZM167 158H168V160H167ZM169 158H171V159H169ZM178 160H177V159ZM190 158H191V160H190ZM201 158H204V159H201ZM44 159V160H43ZM51 159V160H50ZM60 159V160H59ZM87 159V160H86ZM98 159H100V160H98ZM145 159V160H144ZM146 159H147V161H146ZM164 159H165V161H164ZM181 159H183V162L181 161ZM186 159V160H185ZM188 159H189V161H191V163H188L189 161H188ZM92 160H93V162H92ZM95 160H97V161H95ZM142 160H144V161H142ZM157 160H159V161H157ZM180 160V161H179ZM204 160H206V161H204ZM209 160H211V161H209ZM46 161V162H45ZM56 161V162H55ZM57 161H58V163H57ZM89 161V162H88ZM95 161V162H94ZM142 161V162H141ZM171 161H173V162H171ZM181 162V164H182V167H181V164L180 163H178L177 164V162ZM187 163H186V162ZM192 161H193V163H192ZM199 162V163H197V162ZM43 162V165H44V167L46 168V170L44 171V167H43V165L41 164ZM56 164H58L59 165V167H61V168H59L58 167V165L56 164H54V163ZM67 162H69V164L67 163ZM92 162V163H91ZM148 162H150V163H152V164H154L155 166H153V167H151V165L149 166L148 165ZM158 163V165H157V163ZM163 162V163H162ZM203 162H205V163H203ZM211 162V163H210ZM215 164L216 163V165H214L213 163ZM218 162V163H217ZM48 163V164H47ZM52 163V164H51ZM87 163L85 164V165H87ZM97 163V165H94V164H96ZM134 163V162H133ZM172 163V164H171ZM174 163H176L175 165H173ZM184 163H186V164H184ZM51 164V165H50ZM63 164H65V165H69V167H71V168H75V165L77 164V166H78V168H79V171L80 172H78L77 170L78 169H76L77 168V166H76V170H75V173H74V170H72L71 168L69 169V167H68V169L70 170H67L66 168L67 167H65ZM167 164V165H166ZM169 164V165H168ZM183 164H184V166H183ZM193 164V165H192ZM201 166H200V165ZM213 164V165H212ZM60 165H62V166H60ZM71 165V166H70ZM160 165V166H159ZM179 165H180V167H179ZM186 165H188L187 167H186ZM192 165V166H191ZM209 167H208V166ZM210 165L212 166V167H214L213 169H210V168H212V167H210ZM48 166H49V168H48ZM51 166V167H50ZM52 166H53V168H52ZM55 166V167H54ZM73 166V167H72ZM93 166H94V169H92L91 170V168H93ZM130 166H132V164L130 165ZM164 166V167H163ZM168 166V167H167ZM200 168H199V167ZM203 166V167H202ZM39 167H42V173L39 171ZM57 167V168H56ZM96 167H97V169H96ZM99 167V168H98ZM121 167V168H120ZM161 167H163V168H161ZM184 167V168H183ZM63 168V169H62ZM119 170H117V169ZM120 168V169H119ZM181 168H183V169H186V170H183V169H181ZM196 168V169H195ZM201 168H202V170H201ZM206 168H208V169H210V170H208V169H206ZM57 169V170H56ZM59 169H61V170H59ZM123 169H124V171H123ZM152 169H157V171L159 170V172L161 173V174H164L165 175V177L167 178V177H170V178H167V179H169V180H171V182L170 183H168L169 181L167 180L164 184H163V187L162 188H157V189H154V190H152L151 188H144V189H142L141 187H140V185L139 184H143V182L145 181V182H147L148 180H147V178L146 177H149V179L151 180V175H152ZM173 169V170H172ZM181 169V170H180ZM47 170L49 171V173L47 172ZM54 170V171H53ZM59 170V171H58ZM136 170V171H135ZM167 170V171H166ZM206 172H205V171ZM216 170V171H215ZM67 171H69V173H72V171H73V175L71 174L70 176H68L69 175V173H67ZM84 171V172H83ZM94 171V173L92 174V176H93V178L95 177V178H98L99 180V182H104L105 180V182H109V186H108V184L107 183H100V184H98V181L96 180V179H94V181H97V182H95L94 184H93V181H92V183L89 181V180H91V179H93L91 176H90V174L92 173ZM96 171V172H95ZM141 172V173H137V172ZM150 171V172H149ZM165 172V173H163V172ZM176 171H178V172H176ZM198 173H197V172ZM38 172H40V173H38ZM45 172H47V173H45ZM64 172H66V175L64 174ZM81 172H83L82 174H81ZM91 172V173H90ZM101 172V173H100ZM116 172V173H115ZM118 172H124V174H122L121 173V175H120V173H118ZM146 172H147V174L149 173V176L146 174ZM214 172V173H213ZM76 173L78 174V176H79V178L77 177V175H76ZM80 173V174H79ZM97 173V174H96ZM105 175H104V174ZM108 173V174H107ZM112 173V174H111ZM135 173V174H134ZM150 173H151V175H150ZM198 174V175H196V174ZM45 174H47V176L48 177H46V175ZM49 174V175H48ZM50 174H52V175H50ZM85 174L86 175H89L90 177H89V183L91 184V185H86L87 186V190H88V192L87 193H90L91 191H95L96 189L95 188H97V193H96V195H94V193L93 192H91V195H89V194H87V196H86V194L84 193V194H81V192L83 193V192H86V191H83L82 189L85 187V185H83V183L85 184V182H87V180L86 179H84V178H86V177H88V176H86L85 177ZM97 175L98 177H96L95 175ZM101 174V175H100ZM110 174V175H109ZM115 174H117V175H115ZM137 174V175H136ZM139 174V175H138ZM169 174V175H168ZM171 174H173V175H171ZM178 174V175H177ZM189 174H193L194 175V177L193 178H191L193 175H191V177H190V175ZM43 175V176H42ZM56 175H59L60 177L58 178V176L56 177ZM61 175H63V176H61ZM100 175V176H99ZM114 175V178L112 177ZM189 175V176H188ZM195 175H196V177H195ZM215 175V176H214ZM39 176V177H38ZM45 176V177H44ZM49 176H51V177H49ZM80 176H81V178H80ZM105 176H107V177H112L114 180H113V183H111L112 182V179L109 177V178H107V179H105L104 177ZM115 176H119L120 178H119V183H117L118 181L117 180H115V179H118V177L117 178H115ZM128 176V177H127ZM134 176H136V177H134ZM140 176V177H139ZM187 176V177H186ZM197 176H198V178H197ZM209 176V177H208ZM213 176V177H212ZM44 177V178H43ZM55 177V178H54ZM62 177V178H61ZM64 177H65V180H64ZM126 177V178H125ZM178 177V178H177ZM204 177V178H203ZM34 178V181H36L37 179L38 180H42L45 184H46V186H45V184L43 185L42 184V181H38L39 182V184L41 185V188H40V185L37 183V182H35L34 183V181L32 180ZM36 178V179H35ZM46 178V179H45ZM67 178V179H66ZM71 179V181H70V179ZM75 180H74V179ZM78 178V179H77ZM84 180H86V181H83V179ZM91 178V179H90ZM100 178H102V180L100 179ZM122 178H124L123 180H122ZM136 178V179H135ZM143 178H144V180H143ZM187 178V179H186ZM189 178H191V180L193 181V183L191 182V185H190V182H188V179ZM196 178H197V181H196ZM217 178H219V177H216L215 178V180H216V182L217 181H220V180H218ZM54 179V180H53ZM60 179V180H59ZM103 179H104V181H103ZM129 179V180H128ZM141 179L143 180V182L142 183H139V181L137 182V180H140L141 181ZM147 181H146V180ZM163 179H165V178H163ZM172 179H173V181H172ZM177 179V180H176ZM200 179V180H199ZM207 179H208V181H207ZM31 180V181H30ZM57 180V181H56ZM64 180V181H63ZM66 180H67V183H66ZM72 180H74L73 182L75 183V182H77L78 180H81V181H78L77 183L79 184L80 182L82 183V185H80V186H78V184L76 183V184H73V182H72ZM101 180V181H100ZM111 182H110V181ZM127 180V181H126ZM135 180V181H134ZM186 180H187V182L189 183H187L186 182ZM190 179H189V181H191ZM198 180H199V182H200V185H199V183H198ZM201 180H203V183H201L202 181ZM213 179H211L210 180V182H212V183H214L216 186H214V184H212V183H210L209 182V184H210V188L209 189H211V187L213 188V189H211V190H215L214 188H216V190L217 189H219L220 188V186H222L223 185V182L222 181H220V182H222V183H220L219 182V184H221L220 186H219V184L218 183H215V180L214 181H212ZM27 181L29 182V183H27ZM47 181V182H46ZM50 181V182H49ZM56 181V182H55ZM63 181V182H62ZM121 181V182H120ZM178 183H177V182ZM182 181V182H181ZM196 181V182H195ZM207 181V182H206ZM53 182V183H52ZM130 182H132L130 185L131 186H135V185H137V183H138V185H137V190H139L140 188H141V191L143 190H145L146 189V191H140V192H136V193H132L134 196H136L135 198L136 199H134V196L133 197H131L132 196V194H131V196H130V194H125L127 191H126V187H125V184L126 185H128L129 186V183ZM144 182V183H145ZM195 182V183H194ZM204 182H205V184H206V187H205V184H204ZM30 183H32V184H30ZM48 183V184H47ZM50 183V184H49ZM55 183V184H54ZM61 183V184H60ZM69 183H71V185L69 184ZM80 183V184H81ZM88 183V182H87ZM86 183V184H87ZM88 183V184H89ZM110 183L111 184H113V185H110ZM115 183H116V185H115ZM122 183V184H121ZM134 183V184H133ZM136 183V184H135ZM174 183V184H173ZM182 183V184H181ZM224 183H225V181H224ZM38 184V185H37ZM70 185V187H69V185ZM101 184H102V186L103 185H105V186H101ZM168 184H171V185H168ZM174 186H173V185ZM188 184V185H187ZM29 185L30 186H32V187H29ZM42 185H43V187H42ZM52 185H54V186H52ZM63 185V186H62ZM75 185V186H74ZM101 187H100V186ZM123 185V186H122ZM164 185H167L168 187H165ZM176 185V186H175ZM184 185H186L185 187H184ZM202 185V186H201ZM204 185V186H203ZM208 185V186H207ZM211 185H213V186H211ZM36 186H37V188H36ZM38 186H39V188L42 190L40 193H38L39 191H40V189L38 188ZM75 187V189H74V187ZM82 186H84L82 189L80 188V187H82ZM89 186H91L92 187V189H91V187L89 188ZM93 186H97V187H93ZM98 186H99V188L100 189H102V191H100L99 189H98ZM139 186V187H138ZM179 186V187H178ZM183 186V187H182ZM188 186V187H187ZM192 186V187H191ZM196 186H198V187H196ZM28 187V188H27ZM45 187V188H44ZM62 187V188H61ZM79 189H81V190H78V188ZM123 187H125V188H123ZM176 187V188H175ZM200 187H203V189L202 188H200ZM46 188L47 189H50V190H48L47 192H46ZM53 188H55V189H53ZM86 188V187H85ZM91 189V190H89V189ZM109 188V189H108ZM123 188V189H122ZM168 190V189H170V190H168V191H166V189ZM177 188H179V189H177ZM188 188L190 189V191H188ZM59 189V190H58ZM105 189V190H104ZM118 189V190H117ZM121 189H122V191H121ZM124 189H125V193H124ZM151 189V190H150ZM160 189H161V191H160ZM208 190V191H206V190ZM43 190H45V194L47 195V197L45 196V198H47V199H45L44 198V196H43ZM57 191V193H60V194H56V191ZM64 190V191H63ZM78 190V191H77ZM86 190V189H85ZM107 190V191H106ZM157 190V191H156ZM199 190H201V192H204V193H200V191ZM203 190V191H202ZM28 191V192H27ZM50 191H53V193H51ZM69 191V192H68ZM73 191V192H72ZM75 191H76V193H75ZM100 193H99V192ZM104 191V192H103ZM114 191V192H113ZM148 191V192H147ZM155 191H156V193H155ZM158 191H160V192H158ZM172 191V192H171ZM26 192V193H25ZM48 192H50V195H49V193ZM68 192V193H67ZM121 194V196H120V194ZM185 192V193H184ZM191 193V194H189V193ZM28 193V194H27ZM30 193V194H29ZM41 194L40 196L39 195H37L38 197H40V198H38L37 196H36V198H38V199H36V200H38V201H36V200H34V198H35V195L36 194ZM67 193V194H66ZM71 195H70V194ZM92 193H93V195H92ZM117 193V194H116ZM140 193V194H139ZM141 193H143V194H141ZM147 193V194H146ZM165 193V194H164ZM23 194V195H22ZM24 194H26V195H24ZM44 194V195H45ZM52 194V195H51ZM66 194V195H65ZM73 194V195H72ZM79 194V195H78ZM113 194V195H112ZM123 194V195H122ZM125 194V195H124ZM150 194H152V195H150ZM156 194V195H155ZM186 194H188V195H186ZM204 195V196H209V195ZM17 195V196H16ZM23 197H22V196ZM29 195V196H28ZM62 197H61V196ZM127 195H129V196H127ZM143 195H146V196H143ZM154 195V196H153ZM159 195V196H158ZM181 195V196H180ZM15 196H16V198H15ZM18 196L20 197V198H18ZM34 197L33 199H30L29 198V200H31L29 203H28V197ZM43 196V197H42ZM53 196V197H52ZM56 196V197H55ZM64 196H66V197H64ZM74 196H75V198H74ZM84 196H86L87 197V199L86 198H81V197H84ZM107 196V197H106ZM117 196H119V197H117ZM122 196H124L123 198H122ZM137 196H139V197H137ZM179 196V197H178ZM186 196V197H185ZM27 197V198H26ZM44 198V200L42 199V198ZM101 199H100V198ZM113 197H115L114 199H113V201H111V199ZM126 197V198H125ZM130 197V198H129ZM142 197V198H141ZM147 197H149V198H147ZM158 197V198H157ZM23 198V199H22ZM26 198V199H25ZM48 198H50V199H48ZM52 198V199H51ZM57 198V199H56ZM60 198V199H59ZM61 198L63 199V202H62V200H61ZM78 198V199H77ZM88 198L90 199V200H88ZM99 198V199H98ZM129 198V199H128ZM138 198H139V200H138ZM185 198V199H184ZM196 198V197H195ZM40 199H42V201H39ZM67 199V200H66ZM95 199H98V200H95ZM119 201H118V200ZM132 199V200H131ZM144 199H145V203L143 202L144 201ZM148 199V200H147ZM173 199V200H172ZM184 199V200H183ZM33 200V201H32ZM47 200H48V202H47ZM50 200V201H49ZM58 200V201H57ZM60 200H61V202H60ZM81 200V201H80ZM82 200H84V201H82ZM115 200V201H114ZM127 200V201H126ZM129 200V201H128ZM164 200V201H163ZM169 200V201H168ZM180 200V201H179ZM191 200H193V201H191ZM77 201V202H76ZM78 201H80V202H78ZM87 201V202H86ZM92 201V202H91ZM94 201V202H93ZM112 202L113 204H112V206H111V203L109 204V202ZM116 201H118V202H116ZM160 201V202H159ZM179 201V202H178ZM213 202L214 200H212V199H210L209 200V202L207 201V203H206V207L205 208H207V206H209V205H211L212 203L211 202ZM31 202H33V203H31ZM53 202H55V203H53ZM72 202V203H71ZM74 202H76V203H74ZM95 202H97V205H95V204H92V203H95ZM99 202V203H98ZM102 202H104V204L102 203ZM114 202H116V203H114ZM120 202V203H119ZM126 202V203H125ZM154 202V203H153ZM216 201H214V203H215ZM30 203H31V207H29V205H30ZM43 203H44V205H43ZM69 203V204H68ZM100 203H101V206H99L100 205ZM107 203V204H106ZM124 203V204H123ZM163 204V206L161 205V204ZM181 205H180V204ZM210 203V204H209ZM52 204V205H51ZM60 204V205H59ZM99 204V205H98ZM116 204V206H114ZM123 204V205H122ZM136 204V205H135ZM148 204V205H147ZM26 205H28V207L26 206ZM55 205V206H54ZM66 207H64V206ZM74 207H73V206ZM83 205V206H82ZM85 205V206H84ZM92 205V206H91ZM107 205V206H106ZM122 205V206H121ZM134 205V206H133ZM141 205V206H140ZM156 205V206H155ZM172 205V206H171ZM177 205V206H176ZM184 205V206H183ZM187 205V206H186ZM213 205V204H212ZM225 205V204H224ZM25 206H26V208H25ZM42 206H44V207H42ZM48 206V207H47ZM54 206V207H53ZM61 206V207H60ZM63 206V207H62ZM68 206V207H67ZM80 206H82V207H80ZM94 206V207H93ZM95 206H99V207H96L95 208ZM102 206H103V208H102ZM105 206V207H104ZM114 206V207H113ZM144 206V207H143ZM176 208H175V207ZM182 206V207H181ZM192 206V207H191ZM193 206L195 207V208H193ZM214 206V205H213ZM47 207V208H46ZM52 207V209H50ZM57 207V208H56ZM74 209H73V208ZM93 207V208H92ZM128 207V208H127ZM181 207V208H180ZM39 208H41V210L39 209ZM54 208V209H53ZM71 208V209H70ZM77 208V211H78V214H77V211L75 210ZM82 208V209H81ZM102 208V209H101ZM106 208H108V209H106ZM112 208V209H111ZM144 208V209H143ZM156 208V209H155ZM164 208V209H163ZM172 208V209H171ZM181 210H180V209ZM188 208V209H187ZM38 209V210H37ZM44 209V210H43ZM66 209H68V211L66 210ZM90 209V210H89ZM98 209V211H97V213H96V210ZM99 209H100V211H99ZM106 209V210H105ZM116 209H117V211H116ZM129 211H131V212H129ZM141 209V210H140ZM155 209V210H154ZM175 209V210H174ZM179 211H178V210ZM189 209H191L192 211L190 212L189 211ZM56 210V211H55ZM61 210V211H60ZM64 210V211H63ZM71 210V211H70ZM80 210H82V211H80ZM104 210V211H103ZM127 210V211H126ZM143 210V211H142ZM149 210V211H148ZM157 210V211H156ZM188 210V211H187ZM35 211L38 213H35ZM47 211V212H46ZM50 211V212H49ZM58 211V212H57ZM74 211H76L75 213H74ZM95 213H94V212ZM109 211V212H108ZM122 211H124V213L122 212ZM133 211H135V214H136V216H138V217H136L135 216V214H134V212ZM137 211V212H136ZM139 211H141V212H139ZM161 211V212H160ZM164 211V212H163ZM170 211V212H169ZM172 211V212H171ZM200 211V212H199ZM29 212H30V214H31V212L33 213L34 212V215H29ZM41 212V213H40ZM43 212V213H42ZM49 212V213H48ZM55 214H54V213ZM65 212H66V214H65ZM81 212V213H80ZM100 212V213H99ZM105 212H107V213H105ZM112 212V213H111ZM127 212V213H126ZM129 212V213H128ZM160 212V213H159ZM168 212V213H167ZM175 212V213H174ZM191 214H190V213ZM195 212V213H194ZM23 213H20V215L21 216H23L22 214ZM57 213V214H56ZM69 213V214H68ZM79 213H80V215H79ZM109 213H110V215H109ZM115 213V214H114ZM122 215H124V216H122ZM134 215H133V214ZM139 213H141V214H139ZM147 213V214H146ZM177 213H178V215H177ZM45 214V215H44ZM47 214H48V216H47ZM51 214V215H50ZM65 214V216H63ZM75 214V215H74ZM127 214H128V216H127ZM145 216H144V215ZM159 214V215H158ZM168 214V215H167ZM198 214V215H197ZM202 214V215H201ZM204 214V215H203ZM28 215V216H27ZM37 215H38V217H37ZM74 215V217H70V216H73ZM79 215V216H78ZM87 215V216H86ZM105 215V216H104ZM125 215H126V217H128L129 219V221H131V225H129L130 224V222L127 220V218L125 217ZM129 215H131V216H129ZM134 217H133V216ZM140 215V216H139ZM158 215V216H157ZM183 215H184V217H183ZM200 215V216H199ZM42 216V217H41ZM51 216V217H50ZM52 216H53V219H52ZM122 216V217H121ZM177 216V217H176ZM185 216H187V218L185 217ZM210 217V219H211V221H212V223H211V221H209L210 219H209V217ZM44 217H46V218H44ZM59 217V218H58ZM68 217H70V218H68ZM110 217V218H109ZM160 217V218H159ZM201 217H203L204 219H200ZM38 218V219H37ZM40 218H41V220H40ZM43 218V219H42ZM65 218H68V219H65ZM83 218V219H82ZM113 218H116V219H113ZM138 220V222H137V220ZM155 218L157 219V220H155ZM192 220H191V219ZM6 218H3V221L5 220ZM24 219V220H25ZM30 219V220H29ZM32 219V220H31ZM48 219H50V220H48ZM80 219V220H79ZM125 219L127 220V221H125ZM131 219V220H130ZM148 219H150V220H148ZM154 219V220H153ZM163 219V220H162ZM171 219V220H170ZM173 219V220H172ZM182 219H187V221H186V223H185V225L182 223ZM27 220H25V223L27 222ZM40 222H39V221ZM48 220V221H47ZM71 220V221H70ZM110 220H115V223L117 222V221H119L120 220V222H118V223H121V224H115L114 222H108V221H110ZM133 220V221H132ZM135 220V221H134ZM143 220V221H142ZM200 221V223L203 221L204 222V224L206 225H204L203 224V222H202V224H199V223H197V222H199ZM9 221H12V220H10L9 219ZM44 221H45V223H44ZM49 221H50V223H49ZM65 221V222H64ZM86 221V222H85ZM124 221V222H123ZM145 221V222H144ZM165 221V222H164ZM175 221V222H174ZM196 221V222H195ZM205 221H206V223H205ZM213 221H215V222H213ZM216 221L218 222V224L220 223V226L216 223ZM5 223H8L7 222V220H5L4 221ZM36 222H37V224H36ZM43 222V223H42ZM71 222V223H70ZM128 222V223H127ZM135 224V227L136 228H134V224ZM137 222V223H136ZM152 222V223H151ZM170 222V223H169ZM181 222V223H180ZM193 222H194V224L196 223L197 224V226H198V224H199V227H197V229H198V233L200 232H204V235H203V232H202V234H198L197 233V229H195V233H194V229H192L193 227H194V224H193ZM250 222V223H249ZM249 222H247V226H251L252 225V222L251 221H249ZM3 223V222H2ZM11 223H14V222H9L8 224L10 225ZM33 223V224H32ZM40 223H42V224H40ZM55 223V224H54ZM69 223V224H68ZM100 223V224H99ZM102 223V224H101ZM105 223V224H104ZM112 224V223H114V225L112 224V227H111V225L110 226H107L106 224ZM141 225H139V224ZM144 223V224H143ZM159 223V224H158ZM161 223H163V224H161ZM187 223L188 224H193L192 226L191 225H187ZM207 223L208 224H211L212 225V230H213V232H212V230L209 228V227H207ZM216 225H214V224ZM249 223V224H248ZM8 224H1V225H3V226H5V228H6V226H8ZM60 224V225H59ZM84 224V225H83ZM133 224V225H132ZM137 224L139 225V226H137ZM147 224V225H146ZM153 224V225H152ZM165 224V225H164ZM221 224H222V226H221ZM35 225H36V227H35ZM68 225V226H67ZM70 225V226H69ZM78 226V227H76V226ZM80 225V226H79ZM86 225V226H85ZM103 226V227H101L100 226V229H98V228H96L97 226ZM108 227V229H107V227ZM116 225V226H115ZM117 225H118V227H117ZM152 225V226H151ZM181 225V226H180ZM201 225V226H200ZM11 226H13L12 228H16V225H15V227H14V224H11ZM10 226V227H11ZM31 226V227H30ZM33 226V227H32ZM90 226H95V228H96V230L95 229H92L91 231H87L88 230V227H90ZM158 226H161V227H158ZM179 226V227H178ZM187 226H190V228L192 229H190L189 227H187ZM213 226L216 228H214L213 229ZM51 227V228H50ZM83 227H85V228H83ZM105 227V228H104ZM128 227V228H127ZM152 227V228H151ZM155 227V228H154ZM157 227V228H156ZM164 227V230L163 229H161V228H163ZM166 227V228H165ZM174 227V228H173ZM201 227H203V229H201ZM221 227V228H220ZM62 228H63V231H62ZM74 228V229H73ZM80 228V229H79ZM103 228V229H102ZM115 228V229H114ZM125 228H127V229H125ZM159 228V229H158ZM176 228V229H175ZM187 228V229H186ZM189 228V229H188ZM201 230H200V229ZM9 229H11V228H6V230H9ZM21 229V228H20ZM39 229V230H38ZM44 229V230H43ZM60 229V230H59ZM82 229V230H81ZM99 231H98V230ZM107 229V230H106ZM111 229V230H110ZM119 230V232H118V230ZM124 229V230H123ZM153 229H155V230H153ZM161 229V230H160ZM181 229V230H180ZM206 229H207V232H205L206 231ZM5 230V231H6ZM12 230V229H11ZM16 230V229H15ZM71 230V231H70ZM94 230H95V232L96 231H98L97 233H95L94 232ZM106 230V231H105ZM132 230V231H131ZM137 230H139V232L137 231ZM147 230V231H146ZM152 230V231H151ZM165 230H166V232H165ZM177 230H178V232H177ZM211 232H210V231ZM218 230L220 231V233H218ZM14 231V230H13ZM21 232V230H17V232ZM38 231H40V232H38ZM50 231V232H49ZM67 231V232H66ZM77 231V232H76ZM121 231V232H120ZM126 231V232H125ZM136 231V232H135ZM150 231V232H149ZM170 231V232H169ZM181 231V232H180ZM190 231V232H189ZM7 232V234H10V230L9 231H6ZM18 232V233H19ZM21 232V233H22ZM35 232H37V233H35ZM52 232V233H51ZM92 232H94V234L92 233ZM118 232V233H117ZM193 234H192V233ZM211 233V236H209L208 234L209 233ZM216 232V233H215ZM11 233H12V231H11ZM16 233V231L13 233V234H15ZM18 233H16V234H18ZM48 233V234H47ZM61 233V234H60ZM70 233H72V234H70ZM83 233V234H82ZM88 233V234H87ZM90 233V234H89ZM121 233H122V235L124 236L125 234H126V236H124L123 238L122 237H120V240L119 239H115V241H111V240H114V239H111L112 238V234L113 235H121ZM124 233V234H123ZM128 233H130L129 235H127ZM134 233H139V235H141V236H143V237H141V236H139V235H137V234H135V239H134ZM142 233V234H141ZM149 233V234H148ZM151 233V234H150ZM180 235H179V234ZM207 233V234H206ZM47 234V235H46ZM52 234V235H51ZM58 234V235H57ZM63 234V235H62ZM147 234V235H146ZM163 234H164V236H163ZM184 234V235H183ZM196 234V235H195ZM198 234V235H197ZM218 234H219V236H218ZM11 235V234H10ZM38 235L39 236H41V239L40 238H38ZM67 235H69V236H67ZM93 235V236H92ZM133 235V236H132ZM166 235H169V236H166ZM175 235V236H174ZM193 235V236H192ZM195 235V236H194ZM203 235V236H202ZM206 235V236H205ZM208 235V236H207ZM218 237H217V236ZM45 236V237H44ZM52 236V237H51ZM64 236V237H63ZM104 236V237H103ZM111 236V237H110ZM129 236V237H128ZM131 236V237H130ZM147 236V237H146ZM156 236V237H155ZM161 236V237H160ZM162 236L163 237H165V238H163L164 240L167 238H171L172 237V239H166L165 240V242L163 241V239H162ZM173 236H174V238H173ZM179 236H182V238H180ZM186 236V237H185ZM200 236V237H199ZM216 236V237H215ZM235 236V237H234ZM78 237V238H77ZM86 237V238H85ZM98 237V238H97ZM133 237V238H132ZM178 239H177V238ZM184 237V238H183ZM197 238V239H195V238ZM203 237V238H202ZM208 237V238H207ZM219 237H221V238H219ZM69 238V239H68ZM71 238V239H70ZM73 238H74V240H73ZM76 238V239H75ZM81 238V240L79 241V239ZM107 238H108V240H107ZM109 238L111 239L110 241H109ZM125 238V239H124ZM130 238H132V240L130 241ZM163 241H161L160 239ZM186 238V239H185ZM202 238V239H201ZM210 238H211V240H210ZM213 238V239H212ZM217 238V240H219L218 242H217V240H215ZM224 238V239H223ZM229 238H231V239H229ZM39 239V240H38ZM48 239V240H47ZM49 239H51V240H49ZM77 239H78V241H77ZM99 239V240H98ZM124 239V240H123ZM143 239H145V240H143ZM174 239V241L172 242V240ZM181 239V240H180ZM204 240V241H201V240ZM207 239V240H206ZM208 239H209V241L210 242H212V243H207L208 242ZM228 239H229V244L227 243V242H225V241H228ZM32 240H34V241H32ZM76 240V241H75ZM119 240V241H118ZM136 242H135V241ZM159 240H160V242H159ZM176 240H179V241H176ZM187 240V241H186ZM189 240H191V242L192 241H194V242H192V243H190V241ZM199 240V242L201 243L202 242V245L200 244V243H198L197 241ZM214 240V241H213ZM223 240H224V242H223ZM231 240V241H230ZM237 240H238V238H237ZM32 241V242H31ZM38 241V242H37ZM40 241V242H39ZM46 241V242H45ZM87 241V242H86ZM102 243H101V242ZM109 241V243L107 244V242ZM120 241H122L121 243H120ZM129 241V242H128ZM133 241V242H132ZM141 241H143V242H141ZM146 241H147V244H145L146 243ZM195 241H196V243H197V246L198 245H200L203 249H201V247L200 246H198L199 247V249H201V250H199V249H197V246L195 245L196 243H195ZM220 241H222V242H220ZM232 241L233 242H236V243H233V244H231L232 243ZM37 242V243H36ZM79 244H78V243ZM105 242H106V244H105ZM128 242V243H127ZM131 242H132V244H131ZM158 244H157V243ZM167 242L169 243V244H167ZM176 242V243H175ZM177 242H179V243H177ZM31 243V244H30ZM34 243V244H33ZM40 243V244H39ZM48 243V244H47ZM85 243V244H84ZM87 243V244H86ZM117 243V244H116ZM123 243V244H122ZM127 243V244H126ZM130 243V244H129ZM134 243V244H133ZM155 243H156V245H157V247H154V245H155ZM161 243V244H160ZM164 243H165V247H163L164 246ZM172 243V244H171ZM189 243V244H188ZM219 244V243H224V244H226V245H224V244H219L218 246H219V248L218 247H216V248H218L219 250L216 252V248L214 249V247L215 246H217V244ZM242 244V247H245V248H242V247H240L241 246V244ZM38 244V245H37ZM76 244H78V245H76ZM119 244V245H118ZM129 244V245H128ZM139 244V245H138ZM140 244H143V246H141ZM154 244V245H153ZM173 244H175V245H173ZM192 245V248H187L188 246L187 245ZM207 244L208 246H205V245ZM211 244H213L212 246H210ZM32 245V247H36V248H32V247H30ZM37 245V246H36ZM45 245V246H44ZM81 245V246H80ZM100 245V246H99ZM105 245H107V246H105ZM124 245V246H123ZM132 245H134V246H132ZM152 245V247H150ZM155 245V246H156ZM168 245H170V247H168ZM173 245V247H171ZM191 245H190V247H191ZM195 245V247L196 248H194L193 246ZM215 245V246H214ZM231 245V249H233V250H231L232 251V253L230 254V252H228L230 255H228V253L226 254V252L227 251H229L230 250V248H229V246ZM240 245V246H239ZM95 247L96 248V250H97V252H96V250L93 248V247ZM97 246H99V247H97ZM105 246V247H104ZM109 246V247H108ZM115 246V247H114ZM118 246V247H117ZM127 246V247H126ZM129 246H131V247H129ZM140 246H141V248H140ZM158 246H160L161 248H163V249H165L164 251L166 252L165 254H164V252L162 251V249L160 248V249H156V248H158ZM210 246V247H209ZM222 246H224V247H227L226 248V251L224 250L225 248L223 247V250H222ZM238 246V247H237ZM236 247L238 248L237 249V255H238V253L240 254V255H242V254H247L248 253V251H247V253H245L246 252V250H249V252L251 253V246L250 245H248V244H244V246H243V243L242 242H239L238 243V245H237ZM250 248H249V247ZM6 247H9V246H6ZM40 247H42V248H40ZM80 247H81V249H80ZM117 247V248H116ZM121 247H125V249H126V253H124L125 252V250H122L121 249ZM137 247V248H136ZM139 247V248H138ZM147 247H150V248H153V249H150V248H148V250L146 249L145 250V252H144V248H147ZM167 247V248H166ZM240 247V248H239ZM11 248V246L9 247V249ZM26 248H27V250L28 251H26ZM92 248V249H91ZM111 248V249H110ZM131 248V249H130ZM136 248V249H135ZM182 248V249H181ZM185 248V252L186 251H189V249H190V251H189V254H188V252H182L183 251V249ZM186 248H187V250H186ZM209 249V248H213V249H209L210 251L212 250V251H214V253L217 255H219L220 253H221V251H222V256H221V258L219 257L218 258V255L216 256V255H214V254H209V253H213V252H210L209 250V252L208 251H206L205 249ZM247 248H249V249H247ZM4 249H6V250H8L7 248H4ZM32 249H34V250H32ZM85 249V250H84ZM93 250V252L91 251V250ZM102 249V250H101ZM107 249V250H106ZM117 249H119V251L121 252V251H124V252H119L120 254H117V255H120L119 257L117 256V255H113V253H112V256H114V259H112V257L111 256H109V254L111 253V252H113L114 250H116L117 251ZM134 249V250H133ZM153 252H151L150 250ZM168 249V250H167ZM195 251H194V250ZM228 249V250H227ZM243 249H246V250H244V252L242 251ZM3 250V249H2ZM24 250V251H23ZM32 250V251H31ZM35 250H36V253H35ZM82 250H84V251H82ZM155 250V251H154ZM156 250H158L159 252H160V254H159V252H157ZM167 250V251H166ZM182 250V251H181ZM51 251H52V253H51ZM71 251H72V253H71ZM87 251V252H86ZM94 251L96 252V253H94ZM107 251H110V252H108L109 254H107ZM147 251L149 252V254H147ZM176 251H177V254H175L176 253ZM202 251V252H201ZM220 251V252H219ZM224 251V252H223ZM234 251V252H233ZM238 251H242V254H241V252H238ZM5 252H8V251H5ZM4 252V250H3V253L4 254H7V253H5ZM9 252H10V250H9ZM24 252V253H25ZM31 252H33V253H31ZM65 252V253H64ZM82 252V253H81ZM85 252V253H84ZM138 252V253H137ZM157 254H156V253ZM162 252H163V254H164V256H163V254H162ZM168 252H169V254H168ZM175 252V253H174ZM191 252V253H190ZM3 253H2V255H3ZM35 253V254H34ZM39 253V254H38ZM81 253V254H80ZM103 253H105L106 255H104ZM124 253V254H123ZM137 253V254H136ZM141 253V254H140ZM173 253H174V255H173ZM181 253V254H180ZM183 253H185V256L188 254L189 256H187V258H189V257H191V255H192V257H193V261L192 262H189L190 260L189 259H191V258H189L188 260L186 259H184L183 257H182V255H184ZM224 253V254H223ZM9 254V253H8ZM7 254V255H8ZM32 254V255H31ZM39 255V256H37L36 257V255ZM66 254V255H65ZM70 254V255H69ZM73 254L75 255V256H73ZM93 254H95V255H93ZM97 254L99 255V256H97ZM143 254H145V255H147V256H144ZM167 254H168V256H169V260H168V256H167ZM170 254H172V255H170ZM31 255V256H30ZM35 257H34V256ZM80 255V256H79ZM89 255V256H88ZM104 255V256H103ZM107 255H108V257H107ZM122 255H123V257H122ZM124 255H126L125 256V258H124ZM131 255V256H130ZM140 255V256H139ZM158 255L159 257H156V256ZM175 255H177V256H179V257H176L175 258ZM181 255V256H180ZM1 256V255H0ZM34 257L36 260H34L33 258H30V257ZM64 258H63V257ZM79 258H78V257ZM84 256V257H83ZM86 256V257H85ZM95 256V257H94ZM106 256V257H105ZM117 256V258H115ZM141 256H143V257H141ZM165 256H166V258H165ZM173 256V257H172ZM206 256H208V258L206 257ZM216 256V257H215ZM220 256V255H219ZM4 258H2V259H4V260H0L1 262V264L3 263V264H5V263H7V264H11V262H5V259L6 258H9V255H8V257L6 256H3ZM19 257L20 256H18V259H19ZM45 257V258H44ZM80 257H82V258H80ZM92 257V258H91ZM94 257V258H93ZM97 257V258H96ZM126 257H128V258H126ZM137 257V258H136ZM154 257H155V260H157V262L154 260ZM162 257H163V260H162ZM175 258V260L174 259H172V258ZM211 257H213V260H214V262L215 261H217V260H220V261H218L219 263H217V262H213V260H211L210 258ZM17 258V257H16ZM70 258V259H69ZM86 258H87V260H86ZM91 258V259H90ZM99 258V259H98ZM109 258V259H108ZM123 258V259H122ZM137 260H136V259ZM141 258H143V259H141ZM158 258H159V260H158ZM181 258H182V260H184V261H182L181 260ZM216 258H217V260H216ZM223 258V259H222ZM225 258V259H224ZM231 258V259H232ZM0 259H1V257H0ZM24 259V258H23ZM22 259V260H23ZM41 259V260H40ZM54 261H53V260ZM116 259V260H115ZM133 259V260H132ZM140 259H141V261H140ZM153 259V260H152ZM172 259V260H171ZM231 259H229V261L228 262H230V260ZM33 260V261H32ZM70 260H71V262H70ZM80 260V261H79ZM83 260H85L84 262H82ZM97 260H99L98 262H97ZM111 260H115L114 262H111ZM136 261L137 263H135V262H132V261ZM181 260V261H180ZM223 260H226L225 262L223 261ZM7 261V260H6ZM8 261H9V259H8ZM53 263H52V262ZM57 261H59V262H57ZM123 261V262H122ZM125 261H128V262H125ZM131 263H130V262ZM148 261V260H147ZM155 261V262H154ZM176 261H178V262H176ZM210 261H212V262H210ZM43 262V263H42ZM73 262V263H72ZM120 262V263H119ZM185 262H188V263H185ZM194 262V263H193ZM226 263V264H238V263H240V264H245L244 262L243 263H241V262H237L236 263V261H235V263H233V262H230V263ZM246 262H250V261H246ZM253 262V261H252ZM252 262H250V263H247V264H252ZM257 262H259L258 260L256 261H254L253 262V264H257ZM18 263H20V261H18ZM115 263V264H116ZM166 263V262H165ZM14 264V263H13ZM86 264V263H85ZM144 264V263H143ZM159 264H161V263H159Z\"/></svg>",
  "mask_w": 264,
  "mask_h": 264
}]
</instances>
